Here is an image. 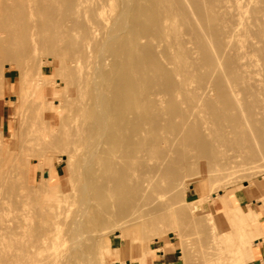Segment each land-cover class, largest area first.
I'll return each instance as SVG.
<instances>
[{
    "label": "rangeland",
    "instance_id": "rangeland-1",
    "mask_svg": "<svg viewBox=\"0 0 264 264\" xmlns=\"http://www.w3.org/2000/svg\"><path fill=\"white\" fill-rule=\"evenodd\" d=\"M65 1L67 4L68 0H64V2ZM93 1L92 0L91 1L85 0V2H86L85 3L83 0L84 3H82V4L84 6L80 7L79 13L83 12L81 10V8H83V10H86L87 7L90 8L92 6L91 3H93ZM121 1H122V3H120ZM129 1H132V0H126V2H124V0H118V2L116 0H111L109 3H111V6L114 9H112V10L110 9V8H112L110 6V4H107L108 6H105L106 8L104 7L105 8L104 9L105 14H108L107 13V8H108L111 11H113V10L115 11V9H116V12L119 11V13H121L120 15L123 18H125L123 15H125V14L127 15L126 16L127 22H126V24H124V28H121V31L119 30L120 32H116L117 35L119 34L121 36L120 37L121 40H118L119 36H117V40L119 42L121 41L123 43L120 42L121 44L120 43H119L120 45L118 44L120 47L117 46L115 48H118V47H119V49L121 48L120 49L121 53L123 52L122 54H124L125 51L123 49L127 46V48H126V51H127V49L129 48L128 42L127 43L124 42L127 40L124 37H127L126 35H128V33L125 35L124 32H127L129 29H133V27H136L134 29H136V31L137 30L139 31V29L141 27L140 25H139L140 27L137 25L139 28L137 26H132V25H130L129 22H132L135 25H136L135 21H137V24H140L139 22H143L141 25L143 26L142 28H144V29L142 31L141 30L142 28H141L140 31H142V33L139 31L138 35L141 33L144 37H142V35L140 34L141 38L138 40V42L140 40L141 41L139 44L137 42V45H136L137 47L139 46L138 47L139 52H136L138 48L134 51L136 54L139 53L138 57H140V55H141V56H145V57L147 56L146 58H149L147 52H149V51H150V53L153 52V50L151 51V49H153V48L149 49V47H153L152 44H154V43H157V44L159 43V41L157 39H156L157 41L155 40V38H157V37L151 33V30H153V28L155 29V27H156V25L153 24L154 22L150 24V22H152V17L149 19L146 18V16L147 17L149 16L147 11H146V8H145L147 5H148L147 7L149 8L148 9L149 12L151 13L152 16H154L153 15L154 14L153 13L154 7L151 4L152 0H136V3L138 4V6L142 5L144 7L145 13L142 12L143 10L141 12L144 13L145 15L142 14V16L139 15L140 12L139 13L137 12V14L134 12V11H138V9H137L138 6L136 7V5H135L136 3L133 0V2L135 4H133L132 10L133 9H135V10L132 12H134L136 17L139 15V17H137V18H140V20L134 19L135 21L133 20V18H136V17L132 16L134 14L131 15L132 17L129 14V13H131L130 12L131 8L129 9V7L126 6L130 3H133V2H129ZM239 1H241L240 4H242V2L246 1V4H250V5H248L249 7L252 5V2H253V1H250L251 3H248L249 0L248 1L247 0H244V1L239 0ZM53 2L55 3V0H50V3L53 4ZM60 2L63 3L62 0H60ZM60 2H58V0H57L58 4L56 3V6L54 4V6L56 8L60 7L59 10L63 9V7L61 8V6H63V5H64V7L66 6L64 3H63V5L60 4ZM59 4H60V6H59ZM122 4H123V6L120 7ZM149 4H151V5H149ZM243 4H245V3H243ZM89 5H91V6H89ZM130 5H132V4H130ZM57 6H59V7H57ZM66 7H67V9L63 10L64 12L67 11L66 13H62L63 12L62 10H61L62 12L57 11L58 14H61L62 18H60L59 17L60 15L57 14V16H56L57 20L55 18H54V20H52L53 17L57 13L56 10H58V9H56V8H55L56 10H51V11H54V12H52L51 16L53 15V13L55 14L54 16H52V18H50L51 16L49 17L48 15H46V17L48 16L53 22L59 21L58 24H59V26H61L63 23L65 24V22L68 24V20H70V18H72V16L74 15L73 21L74 20L79 21V22L76 21L75 24L79 23L78 28H80V31L82 30V27H85L86 29L83 28V30L87 31L88 22L85 26L82 25V24H85L86 20H87V19H85V21H84V17L82 18V15H84L86 17L88 10H90L91 12H93V11L88 8L86 11H84L87 13H84V14L77 13L75 15L73 12H70L71 10L69 11L68 6H66ZM123 7L126 8V10ZM143 7H141V8H143ZM51 9H53V8H51ZM150 10L153 12H151ZM37 11H39L40 13L35 11V12H33L31 17H33L32 19L36 20V24L38 25V26L37 25L36 26L40 27L41 25L39 23V20L41 19V16H43L45 12L40 11V9ZM51 11H49V14ZM68 11L70 14H72L71 17L69 16V14H67ZM90 11L88 13L90 15L87 17L89 22H90V20L93 19V14H91ZM47 14H48V12H47ZM128 14H129V16H128ZM37 15H39V16H37ZM34 16H35V18H34ZM65 16L67 17V19ZM37 17H38V19H37ZM68 17H69V19H68ZM74 17H77V19H74ZM43 18H45V16ZM129 18H130V20L132 19V21H129ZM61 19L62 20L65 19L67 21L64 20L62 23ZM117 19H118V17H117ZM117 19H115L116 20L115 24H117V23L120 24L119 21L117 22ZM120 20L122 21L123 19L120 18ZM145 20H146V22H147V20H149V25L154 26V27L152 26L153 28L151 30L149 29L151 26L147 25ZM52 21L50 22V24L52 23ZM70 21H69V23L71 25L72 22H70ZM93 22L94 23H92V21H91L90 23L95 24V21H93ZM52 24L50 26H52ZM55 24L57 25V22L56 23L54 22L53 25L56 26ZM67 24H65V25L69 27L70 25L69 24L67 25ZM65 25H63L61 27L64 28ZM95 25H94V27L96 29L95 32L100 31L102 29V28L101 29L97 28L98 26L96 27ZM125 25L128 29L125 28ZM146 25H147V27H146ZM186 25L187 24L185 22H181L179 24V27H180L179 32L183 33L182 34L183 36L185 35L186 39H184L185 40L184 43L187 44L185 47H187V48L190 47V48H188L190 50L194 46L193 47L194 49L192 48L193 53H194V54L192 53L193 54L192 55L193 61H194V57L196 56L195 62L197 64H200L199 60H201V62H202L203 59L199 55V53L202 54L199 51H202V50H201L200 46H198V48L196 47L195 44L197 42L194 41V43H192L193 39L192 40H191V38L189 39L190 33H188V31H186L189 28H186L187 27ZM197 25L198 26H196V27L198 28L200 24H197ZM59 26L52 29V30H54V32L51 29L50 30L53 33L57 32V34L63 35L61 37V39L63 40L62 42H64L62 44L65 46V44H67V40H64V39H66L68 37V35H70L72 37L73 32H71L69 34V31H71L72 30L71 27H73L75 25L70 26L71 30L68 27H66L69 30V31H67L68 33L66 32V30H67L66 28H65L66 30L62 28L63 30H61V31H64L65 34L66 33L68 34V35L66 34L67 37L64 33L61 34L62 32L59 33V31L56 30ZM76 27H75V29H77ZM42 28H43V26H42ZM42 28L41 27L37 28L35 31V33L39 32L38 33L39 39L35 38L37 33L34 35L35 42L38 41L37 44H39V40H40V44L42 45L40 47H39V45H37L39 47V48L37 47L39 49V52L40 51L41 52L39 53L38 50L36 51L35 59L32 58L34 60V63H33V60L31 59V56L29 54L19 55V53H21V52L24 53V52L29 51V43L26 44V46H25V43H27V42H25L24 44H19V46L17 45L18 48H17V46H13V47H15V50H14V48H12L11 51H13V50L14 51H13V54H10V55H14L13 57H15V53H16V57L14 59H12L13 58L12 56H10L11 57L10 58L9 55L6 58H5L6 55H4V56L2 55V57H0V59H2V60H0V63H1L0 64V72L2 70L4 72L2 77L0 75V78H1L0 79V81H1V83H0V230L2 232V233L0 232V251L2 249L3 250L9 249L11 251L23 250V249L27 248L26 246L30 245L31 242L34 241V239H36L38 234L41 235L45 232L48 235L47 236V243L48 244L46 245V247L43 248V252L46 253V251H48L47 252L48 254L54 253L55 256L53 254L50 256L56 257L61 263H65V264H150L151 259H152V254L154 253V248H152V247H154L156 245L155 241H162V240H170L172 242H175V244L179 247L180 255H181V258H180L181 264H243L244 262L251 259L252 254H251V250H250L249 241H251L255 237H259V236H262L264 234H261L259 236H253L250 238V237H247L248 234L244 232L245 237H247L248 240L245 239V241H243L242 243H238L239 247L237 244H235V242L233 240L236 237V234H234V233H236L235 232L236 229L239 227L241 228L242 226H245V224H247V222L252 227H256L257 225L261 224L263 229H264V223L262 222V221H264V161H263V159H261V160L258 159L260 161L256 160L253 162H250V161L240 162V164H239L240 166H237L231 170L226 169V168H217L216 170H213L212 175H210V172L206 171V173L205 172L203 173V171H201L199 169V165L196 164L195 161L194 162L192 161V157L189 156L190 153L188 152L185 156H189L192 163H194V164L193 165L191 164L190 165L191 168H190L188 166L190 163L189 164L187 163L189 161L185 160V161H187L186 164H188L187 165L188 167L186 166L187 169L190 168L191 170L189 169L187 171L185 169L186 168L185 166H184L185 171H184V169L180 168V166H181L180 163H182L183 159H185V158L182 156H179L178 153H177L178 155L173 154V152L171 153V151H173L175 149L180 150L178 148H175L176 146H178L176 143H179L181 140V138H180V140L178 138V136H180V133L178 136H176L178 138L179 142L177 139H174L173 142H175L176 140L177 141H176V143H173L172 140H173V137H175L174 135L176 133L178 134L177 131L178 130L181 131L180 125L182 126L183 124L178 123V122L179 121L182 122V120H183L182 118H184V117H182L181 119H180V117L188 112V110H186V106L191 105L192 103L184 104L187 102H184L185 97L182 94L181 95H179L180 93L171 94L167 89L166 90L168 92L164 89L166 87L165 86L166 83L163 84V82H165L164 79L166 80V78L164 77V74L166 75V77H169V79L167 78L168 81L169 80L172 81L174 79V78H172V75L175 76V74H174L175 72L173 73V71H172L173 68H172L171 71L173 74L171 75V73H170L171 71L169 72V70H170L169 68L171 66L172 67H174V66L172 64H170V66H168L169 63L166 64L165 58L162 59L163 55H164L163 51L165 50V48L163 46L164 40H163V38H161L160 34L158 36L160 37L159 38L160 42L162 41L161 46H160V44H158V46H157V44L154 45V47L157 46V50H156V48H154L155 51H159V52L154 53L155 52L154 51L153 53L157 54V57L159 54L163 53L162 58L160 55H159V58H156V56L153 53H151V56H155V60H153L154 58L151 57L147 61L148 64H146L145 61L147 59L145 57H142V59L143 58L146 59L143 61L145 63L144 65L148 66V67H146L147 70L145 68H143L144 66L143 67L141 66L142 67V73H143V71L146 70L148 72L147 73L148 75H149V73L150 74L152 73L153 75H152V77H150L151 75L148 76L147 74H145L144 78H142L141 81H142V84L144 86V84L147 85V83H146L147 78L148 79L150 78L151 81L155 80V82H152L155 85H152L151 83H149V82H151L150 80H148V83H149V86H151V85L154 86L157 89V91L154 89V87L151 88L152 86L148 87L147 89H145L146 88L145 87L144 89L147 91L149 88H151L152 92L155 91V93L159 92L158 90H160V93H163L165 90V92L162 95H165L166 98H168V100L166 98H164V99H166V101H165L162 98V95L159 93V94H157V96L153 95L151 97L152 99L151 98H150V100L147 99L146 101H144L145 103L142 104L143 101H140L141 98H139L138 97L139 94H137L138 90H142V89H140L141 87L138 89L137 88L138 86H136L137 84L138 85L140 84V80H139L140 77L139 76L143 77V74H144L143 73L141 75V72L139 71V70H141V67L138 65V64H140V62L142 65V61L139 60L140 58H138L137 55L134 54V52H133V54H131L132 56L129 55L131 53V51H133V50H130L129 51L130 53H127L129 57L127 55H124L127 57V59H125L126 58L125 57L122 60V54H120L119 52H117V53L120 54L119 57L121 59L119 57H116L115 51L116 50L120 51L119 49H116V50L114 49V46L117 45L116 40H114L116 42L115 45L113 44L114 41L111 42L112 45H114L113 46L114 51L112 49V52H114V54L108 55L107 54V53H109V51L107 52L108 48H105V49L101 48V42H104V44H105V45H103V43H102V47L103 46L106 47V43L108 44V42L106 41V37H108V36H105L104 34L108 35V32H110V30L109 31L107 30L106 32H104L106 29L105 30L102 29L101 31H102V34L104 33L103 34L104 36H102L101 31L97 32L96 33L97 35L95 34L97 37L96 36H94V37L98 38V39L95 40L94 37H93V39L95 40V42L97 44L93 41V39L91 40V42L93 41L96 44L95 45L96 47H98V45L100 44V49L101 50L103 49V53L105 51L106 52L104 54H102V51L99 49V47L96 48V50H94L95 46L94 45H93L94 47L92 46V44H94V43H90V50L93 53L92 57H90V58H92L93 60L88 59V60H91L90 63L88 62V60H87V62H86V60L84 62L81 61V63L83 65V69L85 72L84 74L86 76H89V73H90L91 76H89L90 77L89 79H88V77H86V79L83 78V79H85L83 82H86V84L83 85L84 84L83 82H82L83 84H81V82L78 84L79 80L77 81L76 79H79V77L77 76V72L73 73V71H74L73 67L71 69H70V67H68V62H67L68 56H66L68 54L63 49L64 46H61L62 50L59 49V51H61V53H58V50H55L53 48V46H54V47H56V49H58L60 47V45H62L61 40L57 41V40H59L60 37L58 38V36H57V39H55L57 42H60L59 43L60 45H58V43L56 41L55 42L57 44H54L55 42L53 43L52 42L53 40H51V39H50V41H51L50 44H48L47 38H46L48 35H45L46 33H44V35L46 37H43V38L46 39L47 44H44L45 41H42V42H44L43 43L44 47H43V44L41 43V36L43 35L44 30H41ZM51 28H53V27H51ZM39 29L41 30V32ZM59 29H61V28H59ZM126 29H127V31H126ZM177 29H178V27H177ZM144 30H146L145 33H144ZM46 31H48V29H46ZM75 31H74V34L78 33V35H77L78 39L76 38V35H73V38H75L78 41L81 39L80 34H82L81 33L82 31L80 33H79V29H77ZM153 31H152L153 33H156V29ZM52 32H50V33H52ZM149 32L152 34V36L154 35L152 38H150L151 36H148L150 34ZM185 32H187V34ZM50 33H48V34H50ZM87 33H85V34H87ZM99 33L101 34V36ZM188 34H189V36H188ZM51 35H49V36L51 37ZM84 35L82 34V38ZM70 36L68 37V39H70ZM104 37H105V39L103 41L102 38H104ZM43 38H42V40H45ZM73 38H72V40H73ZM146 38H147V40H146ZM142 40L143 41L145 40V42H143ZM146 41L147 42L150 41V45L147 44ZM213 41H215V42H212V41L211 42L216 43L215 45L212 44V48L214 50V52H213V50H212V52L215 55V53L217 52L215 47L217 46L218 41L217 40H213ZM71 42L72 41H70L69 43H71ZM74 42H75V40H74ZM247 43L244 45L249 46V43L248 44ZM140 44L141 45L145 44L146 47H148L147 49H142V52L144 53V55H142L143 53H140L141 52V48H140L141 45ZM21 45H24L23 48L25 49V51L23 50V48H21L22 51L19 49ZM45 45L48 46V48L52 47L51 48L52 50L50 49L51 51H49L48 49H46ZM56 45H58L59 47ZM112 45L109 48L110 50L112 48ZM143 45H142V48L145 47ZM159 46L162 48V50H161V48H159ZM245 46H244V48H247V49L250 48V47H245ZM258 46L260 47V45H258ZM130 47H131V45H130ZM64 48L66 49V51H68L67 45ZM188 49L186 51L189 52ZM192 49H191V52H192ZM145 50H147V51H145ZM93 51H96V52H93ZM97 51H98V53H97ZM99 52H101L100 53L101 56L103 55L102 57H100V55H98ZM252 52H256V50L250 51L249 53L251 54ZM197 53H198V55H197ZM260 53H261L262 57L261 56L259 57L260 54L258 56H256L253 53H252V56L250 54L247 55V56H249V57H247V61L250 60L248 62H252L250 64H248V62H247L248 67H249V65L251 66V64H252L250 69L247 67V70L249 69V70H253V71H255V70L258 71L257 68L260 69V68L264 67V64H262L263 66H260L262 63V62L260 63V61L264 60V56H263L264 53L263 52H260ZM256 54H258V52H256ZM96 55H97V57H96ZM105 55H106V57H107V55L109 56V58L107 57L108 60L106 59ZM112 56H115L114 60L116 59L115 62L118 63V65H117V63L113 64L115 66V68L117 69V71L115 70L116 73L118 72L117 76H118V74L120 75L121 72H124L127 69L126 71L128 73L126 71L125 72L127 74L133 73L134 77H132V78L136 79L135 73L137 72V69L139 68V70L137 72L138 73V75H137L138 79L131 81L132 83L134 82V84H135V82L136 83L138 82L135 85L136 87L131 82H128V81L132 80V78H131V76H133L132 74L130 75L131 79L129 78L130 80H126V81H125V79L127 78L126 73H125L126 78H123V73L121 74L122 76L120 78L121 79L123 78L122 80H120V78L118 76V79L120 81H123V80L125 81V85H124V81H123V83L121 82V84L124 85L125 89L127 88V90H126L127 93L123 92L124 89L122 91L123 85L121 86L119 80L115 78L116 76L113 77L114 75H112L113 74L112 69H114V66L112 67V65H111L114 62L112 60V58H113ZM134 56H136L137 59H135ZM199 56L201 59L198 60ZM103 57H105L104 58L105 61L102 60L104 63L101 62L99 64V61H101V59ZM118 58L120 59V62L118 61L119 60ZM129 58H131V59H129ZM253 58H255V59L253 60ZM94 59H95V61H94ZM151 59L153 61H156L159 59L160 61L158 60V62L157 61L156 62L158 64L161 62V64L156 65L157 63H155L153 61H152V63H150ZM217 59L219 60V57H217ZM217 59L215 58L216 61H218ZM106 60H107V62H106ZM109 60H111V61H109ZM135 60L140 61V62H138V64L134 63L135 65H138L137 69H136L135 65L129 64V63L135 62ZM189 60L191 61L192 59H189ZM39 61L40 62L42 61V63L40 64ZM93 61L95 63L94 66H93L94 63H92ZM121 61H122V63H121ZM124 61L125 62L127 61L126 66H127V64H129V65H128V67H126V69H123V71H122V68H121V66L119 67V65H121V64L125 65ZM128 61H130V62H128ZM162 61H164L165 64L162 63ZM105 62L108 65L107 64L105 65ZM219 62H222V65L220 63L215 62L217 67L221 65L220 68L218 67L219 68L218 71L220 72V74H222V72H223L222 75H224V73H225V76L228 79L229 77L227 76L228 74H226L225 69L229 70V68L223 64L224 62L222 60H220ZM256 62L257 63L259 62V64H255ZM177 63H179V67H180V65H182L183 62L179 61ZM187 63H189V61ZM203 63L204 62L201 63V67L202 66H204V67L202 69H199L200 72L197 74L196 77H195V75H196L195 73L198 71H196V72L194 71L195 72L194 77L191 74L189 75V73H188L189 71L187 72L188 74L186 73L187 74L186 76L189 75L188 78L186 77L187 78L186 83L188 84L187 85L188 89H193V90L196 89L195 91H198V92L201 91V93H202V90L204 89V91H205L206 88H203V89L200 88L203 86L198 87L199 83H200L198 78L201 75L200 78L202 77V79H201V82H202V80H205V78L207 77L206 73L208 71H210L209 67L206 68V66L203 65ZM71 64L73 65V63H71ZM86 64H88L87 67L89 66V64L92 67L91 68L88 67V70H86L87 69V67L85 66ZM162 64H164V66H162L161 68L164 67L165 70L164 69L163 70L166 73L160 72L162 70V69L160 70V66ZM36 65L37 66L40 65L42 67V74L41 75H38V73H36V70H37ZM103 65L106 66V69H105L106 72L104 71L105 67ZM130 65H132V68L135 66L134 67V70L136 69L135 72L129 71V69L132 70L131 68H129ZM109 66H111L112 74H110L111 71H107V70H110ZM213 66L214 65H212V67ZM14 67H16L18 70L16 69L17 70L16 71L14 69ZM215 67L216 66H214L212 68V70ZM222 67H224L225 69ZM102 68H103V70H102ZM119 68L121 70L120 73H119ZM123 68H125V67H123ZM221 69H223V71ZM263 69H260V70H263ZM216 70H217V68H216ZM86 71H88V74H86ZM191 71L193 74V70H191ZM201 71H203V72L201 73ZM214 71H213L212 75H214V73L215 74L218 73V72L216 73V71L215 72ZM22 72H24V73L22 74ZM107 72H109V73H107ZM129 72H131V73H129ZM204 72H205V74H204ZM247 72L249 74L251 71H246L245 77L249 76V75L246 76ZM259 73L262 75L264 73V71H263V73L261 71L260 72L258 71L255 73V75L252 74L254 76V77L252 76V78H254V79H252L253 81H256V79L257 80L261 79V76ZM208 74H209V72H208ZM21 75H22V77H21ZM146 75L148 76L147 78H146ZM218 75L219 74H217V76ZM94 76H96V77H94ZM213 77H214V79L212 77L209 78V79H211V82L212 83L214 82V81H212V79L215 80L216 82H218L217 80H219V79H215L216 75H214ZM220 77H223V76L219 75L218 78H220ZM93 78H95V79H93ZM96 78H98V81ZM247 78L248 79H244V80H250L248 82L253 83L251 78H249V77H247ZM224 79H226V78H224ZM74 80H76V83ZM231 80H232V78L227 80V81L230 82ZM263 80H264V77L261 79V81L259 80V83H263L264 82ZM80 81H82V80H80ZM224 81H226V80H224ZM127 82L130 83L131 86L133 85V87L137 88V90L135 88H132L130 85L128 86V84L126 85ZM211 82L205 81V85L208 89L207 91H211V92H207V94L210 93L209 96L211 97V99L216 100L217 98L214 96H216V95L218 96V94L216 92L214 93L215 90H212V89H215L213 87L216 84V82H214L215 84L214 83L210 84ZM245 82L246 81H244L242 83L240 82L241 84L244 83V85H241L240 83L236 84L237 87L234 85L233 89H235V91L233 90V92H232L233 97H234V93L237 92V94H235V97L238 98L237 97V95H238L240 97V98H238L239 100L246 101V99H247L246 97L248 95L244 96L245 95L244 92L245 91L247 92L248 87H250V86H249V83H245ZM99 84H100V87H99ZM162 84H163V86H165V87H161V88H163V92H161V88H160V86H162ZM200 84H202V83H200ZM257 84H258V82H256V84H254V86ZM94 85H96V86H94ZM105 85L108 87H106ZM211 85H212V89L209 90V87L211 88ZM251 85H253V84H251ZM139 86H141V85H139ZM243 86H245V87L243 88ZM93 87H94L95 92L92 90ZM158 87H159V89H158ZM238 87H242L243 89H238L240 92L238 90L236 91V88H238ZM76 88L79 90L76 91L77 90ZM129 88L133 91L136 90V93L133 92L134 94L132 95V92L128 91ZM110 89H112L113 92H116L117 94L112 93L110 91ZM114 89H115V91H114ZM144 89H143V92H145ZM199 89H201V90H199ZM241 90L243 92H241ZM28 91H29V94L27 93ZM103 91H104V93H103ZM109 91L113 94V96L115 95L114 98L115 97L118 98L119 96H120V98L122 97L123 100L121 99V101H120V98L118 99L119 105H120V102L123 103L124 101H126V100H124L125 96L123 95V93H126L128 95L130 92L131 94H129V96L132 98V103L135 100L133 103L134 108L131 107L132 109H130V110L134 109L133 111L139 112V110H135L137 105H138L137 109L140 108L139 105H142V106L145 105L146 111L142 109L144 107L143 106L142 108H140V110L142 109L141 114H144V116H146V117L148 116L147 117L148 119L150 118L149 120L146 118L147 122L149 121L150 124L147 122H144L145 117L142 116L143 120H139V121H142L143 123H145V125H147V127L144 126V124L142 122L138 121V119H137L138 117L136 118L137 114L133 111H131V112L125 111V114H127V116H124L125 114L123 113V118H118V115L116 116V113L118 111H120L119 109H121L122 106H123V109H126L124 107V105L125 106L127 104L129 105L131 99L129 96L126 95L125 99H127V100L130 99V100L128 101V103L124 102L123 103L124 105L122 104V106H119L120 108L117 109V111H116V108L114 109V107L117 106V104H116L117 102H115V100H117V99L112 98V99H114L115 104L112 101L111 102L113 104L110 103L109 101L111 99H109V97H110ZM143 92L141 93V96H144ZM30 93H32V94H30ZM94 93H97L98 95L97 94L94 95ZM165 93H167V95ZM241 93L243 94L242 97H241ZM104 94H106V96H104ZM207 94L204 95L205 99L207 98ZM107 95H108V97H107ZM98 96H100L99 99L100 98L102 99L103 96L108 98V99H106V103H104V101H105L104 98L101 100L103 102L102 103L97 98ZM158 96L159 97L161 96L160 99L162 100V102L160 100V103L163 104V106L167 101L168 102L170 101L167 104L172 103L170 105H173V108L172 107H170V108L172 109L173 113L177 111L176 113H174L175 116H178L177 118L176 117L174 118V119H177V121H176L177 123L176 122L173 123V121H172L173 118L168 117V115L171 113V111H170V113L168 111L170 109L169 108L170 105L167 106L169 109L168 108L166 109V105H165V110L161 109L162 111H166L165 113L160 111V108L164 109V107H162V105L160 103H157V102H159V101H157L159 99ZM165 96H163V97H165ZM19 97L22 98L21 103L19 102V100H20ZM94 97L96 100L94 99ZM137 97L139 99H137ZM153 97H154V100H156L157 102L154 103ZM173 97H174V99H173ZM29 99H30V101H29ZM31 99L33 102L31 101ZM211 99H209V100H211ZM34 100H36V102L37 101L38 102L36 103ZM86 100H88V101H86ZM89 100H90V103H89ZM94 100L95 101L99 100V102L102 105L103 104L104 105L107 104V106L109 105L108 106L109 108H107L106 105L105 106L103 105L106 108V110L103 108L104 112L105 113L107 112V114L109 113L110 115L113 113L111 115V117L114 118L116 116L117 118L115 117L116 118V119L114 118L115 120H118V119L121 120L122 119L120 121V122H122L126 119L125 120L126 122L125 121L124 122H125V125H127V127L125 126V128H128V129H125L123 127L122 130H124V129L125 130H124V132L122 131V133L120 132L121 134L119 133L120 136L117 133L118 132L117 125H119V131H120L121 130L120 127L124 126V124L123 125L118 124L119 120L116 121L117 125L114 128V129L117 128L116 133H114L115 130L112 132L113 129L111 131L108 130L107 128H106L107 129L106 131L104 130V132H106V133L108 131V133L110 132V134L111 133L117 134V136L114 135L112 138L113 140H115L117 138L116 139L117 142L113 141V142H115L114 143L115 145L118 142H119L118 144H120V145H122V144L125 145L123 142L126 141V143H127L128 141L126 139H128V138L134 139L133 144L137 143V141H139V143H137V144H139L140 147L142 144L143 147H141V148L143 150L139 149V153L136 152V151H138L137 149L136 150L134 148L129 149V150L134 149L135 151L134 150L133 151H134V153L136 152L135 154H137V155H135L132 152H131L132 153L131 155H130V152H129V154L126 153V154H128V156H132L133 154L135 156H138V157L134 158V161L136 159L135 168L132 169V166H134V164L133 165L130 164V162L131 163L133 162L132 160H130L128 162L129 158L125 159L127 157L126 154H125L126 157L122 156L123 155L122 152L125 151L126 148L123 150L122 146L121 147L119 146V149L116 148V150H114L115 149L114 147H116L117 145L114 147L112 145V148H114V149H112L114 153L111 151L110 143L111 144L113 143L111 138L107 140V138L109 137L108 133L104 134V133H102V131H100V127L98 124L99 120L97 121L98 125L95 123V120H97L98 117H97V119H95V116L93 118V115L99 116L100 110H101V108L96 109V107H100L101 104L98 102L99 105L98 104L94 105V102H95ZM174 100H176V101H174ZM41 101H44V102L46 101V103H44V102L41 103ZM92 101H93V105L95 108H91L92 107V104H91ZM136 101L137 102L140 101V102H138V104H137ZM163 101H164V103H163ZM87 103H89V104L87 105ZM108 103H110L114 106L113 109L111 107L112 105H110ZM153 103L154 104L157 103V108H155L156 105L154 106ZM41 104H43V105H41ZM82 104H83V106H82ZM135 104H137V105H135ZM36 105H37V110H39V111L36 110L39 113V117L37 115V112H34L36 109ZM128 105L126 106V107H128L126 110H129L130 106H128ZM84 106H85V108H84ZM88 106H91V107H89V109H87ZM131 106H132V104H131ZM175 107H176V109H175L176 111L174 110ZM33 108H35V109H33ZM184 108L187 112L184 111L185 113L183 114ZM109 109L112 110L113 112L110 113L111 111ZM203 109H204L203 107L199 106L197 108V111H199L201 116L203 115L205 117V119H208V121L211 122L210 116L208 114H206V110L205 109L203 110ZM31 110H33V111H31ZM114 110L116 111V113L114 112ZM154 110H156V111H154ZM157 110L161 114L158 113L159 114L158 115ZM95 112L96 113L98 112L99 114L98 113L95 114ZM155 112L158 116L161 115L160 117L156 116L158 119H155V117H154ZM146 113H148V114H146ZM162 113L166 114L167 117H166V115H164ZM173 113L170 116H172ZM41 114H45V115L50 114V115L40 117V116H42ZM132 114H134L136 116H134ZM110 115L107 118H108V121L111 120L110 124H112L115 121L112 122V119H110L111 118ZM113 115H115V116H113ZM120 115H122V112H120ZM174 115L172 117H174ZM133 116L135 118H134V120H131ZM162 116L166 117L165 122H164L165 119H162ZM208 116H209V118H207ZM140 118H141V116H140ZM167 118L169 121L171 120L172 123H169V121H167ZM193 118H194V116H193ZM127 120H129V121H127ZM130 120L133 121L134 126H133V124L129 123ZM156 120L160 122V125L162 124L163 128H161L162 126L157 125V123H159V122H157ZM154 121L156 122V124L154 123ZM91 123L95 127L98 126L97 129L96 128L95 129L98 132L100 131L99 133L98 132L95 133L96 131H95L94 127H92L93 129L91 128ZM107 123L105 126L108 125ZM140 123L144 126V127H142L143 129L145 128V130H147L149 127L148 125H151L152 126L151 129H154V130L150 129V132L151 131L155 132V130H156L157 133H155V135H159V137H160V134H162V136L165 137V139L167 138L166 140H164V138H162L164 141H166L164 144H163L164 141H162V139L160 138V140L162 141V146H160V145L159 146L161 148L157 145V144H159L157 142L159 141L161 143V141L158 140L156 142L155 138H154L155 135H153L152 137L149 136L148 137L149 141H147V139H146L147 142H150V140H153V138H154V142L151 141L154 144H151V142L149 144H144L145 140L142 143L141 139L147 138V133L145 135L146 137L144 135H143L144 136L143 138L140 137V136H142L138 133L139 126L141 128V125H139ZM80 124H82V129H85V127L87 128V129H85V131L86 130L88 131L89 130L88 128L90 127V131H88V133L89 132L90 133L89 134L86 133L87 131L86 132L85 131L84 132L79 131L80 130L79 127H81ZM163 124H165V125L167 124L168 127H166L167 125L164 127ZM172 124L173 125L175 124L174 126L177 127V129H176V127H174L175 129L172 127L173 131L176 130L175 131L176 133L173 132L175 134L170 132V131H172L170 129ZM75 125H77L78 127ZM113 126H115V123L113 124ZM156 126L158 128L160 127L161 129L160 128L159 129L162 131H160ZM75 127H77V129H79V130H77V133L74 131V130H76ZM110 128H112V127L110 126L109 129ZM91 129L94 132H92ZM41 131H43V132H41ZM148 131H149V129H148ZM80 132H83V134L86 133L88 137L87 138L84 137L85 134L82 135V133H80ZM74 133H76V134L74 135ZM79 133H80V135H79ZM91 133H95V134H93V137H91L92 136ZM158 133H160V134H158ZM97 134H100L101 136L97 135ZM94 135L95 136L97 135V136L95 137ZM148 135H151V134H148ZM97 137H98V139H97ZM131 139L129 141H131ZM46 140L48 142H46ZM110 140H111V142H109V144H108L109 146H108L107 143ZM135 140H136V142H135ZM140 140H141V143H140ZM105 141H107V142H105ZM169 141H170V143H172V144H170L172 147H173V144H176V146L173 147L175 149H173V148L168 149L167 148V146H170V145H168ZM44 143L45 144L47 143V144L44 146ZM183 143H185V142L182 140L181 144L179 143L180 144L179 147H181V145ZM51 144H54V145H51ZM127 144L130 145L129 143H127ZM127 144H126V146H127ZM150 144H151V149L149 147V149L146 150V148H147L146 147L145 148L146 153H143L144 152V146L145 145L150 146ZM182 146L184 147L185 145H182ZM256 146H257V144H256ZM134 147L136 148L137 146L134 145ZM128 148H130V146ZM128 148L126 149L125 152H127ZM163 148L166 149V152L169 151V152H167L168 155L165 153V150H163ZM109 149H110V151H109ZM117 149L121 151L122 157H120V158L127 160L126 162L129 163V165L131 166L130 169H132V171L134 169L136 170V171L134 170L133 172H129V171L125 172V170H124V172L127 173L128 177H129L128 178L126 176L127 177L126 179H130L132 184H133L132 181L134 179H135V181L137 180V182H136L137 184L140 181L142 184H143V182H145L144 188H142L143 185L140 186L141 183L138 184L139 187L136 184V187L134 189L140 188L139 190L136 189L137 191L135 190L138 194L135 193V191H132L133 187L135 186V183L133 185H130V187L132 186L130 188V189H132L131 193H129L130 192L129 188H128L129 189L128 192L126 190V188L129 187L130 183H127L128 180L123 178V176H125L124 175L125 173H123L122 177L120 175V173H122V169H120V167H121V164L124 160L121 161V159L118 158L120 153ZM21 150H23V151H21ZM103 150H105V151H103ZM183 150H185V149H183ZM115 151H118V153L117 152L115 153ZM163 151H164V154L162 153ZM103 152H104V154H102ZM142 153H143V155H142ZM162 154L166 155V156H164L166 161L167 160L171 161V160H169V156L171 159L172 155H173V157H175L174 155H177L176 157H178V158H176V159H179V157H180V159L183 158L182 161L180 160L181 161L179 163L180 166H178L177 170L174 169V171L171 172L170 170L172 168L171 169L169 168V170L165 169L166 170V172H165V170H163V171L161 170L162 167L158 169V165L160 166L161 160H162V158H164V157H162ZM139 155H142V157L141 156L139 157ZM132 157H134V156H132ZM173 157H172V160H174L176 162V159L175 158L173 159ZM110 158L112 160H110ZM142 158H144V159H142ZM118 159L121 161V162L119 161L120 167L118 166L119 165ZM186 159H189V158H186ZM107 161H108V163H107ZM103 162H105V163H103ZM111 162H112L113 166H111L112 165ZM254 162H257V163L255 164ZM172 163H173V161H172ZM177 163L172 164L173 166H171V167L176 166ZM251 163H254V164L251 165ZM105 166H107V167H105ZM126 166H128V165H126ZM130 166H128V167H130ZM103 167H104V170H103ZM127 169L129 170V168H127ZM154 169H156L157 171ZM95 170H97V171L95 172ZM175 170L179 172L180 176H182L180 179H178L179 177L175 178L176 176L179 175V174L176 175V173H174V172H176ZM137 171H138V173H137ZM169 172L174 173L175 175H171ZM15 173L18 176L15 175ZM89 173H90V175H89ZM130 173H132V175L134 173L133 177L131 176ZM141 173L143 175H145V176H143V175L142 176L146 180L141 175H139ZM3 175H5V176L3 177ZM108 175H110V176L107 178ZM138 175L140 177H142L145 181L142 182V180H143L142 178H141L142 180H138L140 178V177L138 178ZM20 176H22V177H20ZM113 177H115V179ZM116 177L119 179V181L121 183L116 182V179H117ZM119 177H121V179ZM130 177H132L134 179L132 180V178H130ZM18 178H20V180ZM93 178H94V180H92ZM112 178L115 180V182ZM122 178L124 180H126V183L123 184V187L121 185L122 182H124V180H122ZM170 178L173 180H170ZM170 181H173V182H170ZM182 181H184V183ZM105 182L109 183V184H107L108 188H106L108 190L105 191V188H104L103 189L104 192H102L100 190L102 189V187H104V185L102 186V184H104ZM181 182H182V184H181ZM116 183L119 184L118 186L121 185L122 188L118 187L116 185ZM125 184H127L128 186L125 187ZM177 184L180 186V188ZM110 185L112 186V188ZM105 187H106V183H105ZM109 188H111V190ZM113 188H116V190ZM124 188L126 190V193H124V195L129 196V198L132 201L136 200V196H137V200L134 201L135 204L137 203V201H139V203L141 202V204L138 203L139 204L138 206H141V207L143 206L142 208H144L145 205L147 204V206H146L147 209L146 208H145L146 210L142 209L143 211H145V213L142 212L140 207H138V208L141 210L142 213H144V215L148 214L146 216L149 219L145 216V218H144L145 220H144L140 216V218L135 217L136 221L132 222V219H131V222L128 221L130 219V216H131L130 214H132V216H134L133 214H135V213L139 214L140 211L137 210V212L133 213V209H135V208L138 209V208L136 207L137 204L136 205L132 204V206H135V207L131 206L132 210H130V211H132V212H129L130 216L126 215V214H128L127 213L128 211H125L124 208L126 207L125 208L126 210L128 208H130V207L127 208V206H129L128 202L130 203V199L127 197H126V199L128 200V202L125 198H123V199L127 202L128 205L126 204L125 201H124L125 204L123 202L121 203V201H120L119 203L122 204L123 209L120 208L119 203L117 202L118 199H116V197H117L118 193L121 192V194L119 193L120 194L119 198L121 199L122 191L123 192L125 191ZM112 189H113V191H112ZM118 189H122V191L118 192ZM171 189H172V191H171ZM140 190H141L142 194L140 192H138ZM143 191H145V193H143ZM139 193L141 195H139ZM234 193H236L237 197L244 196L245 200H243L242 202H237ZM130 194H131V197H130ZM144 195H147L148 197L144 196ZM212 195H214V198L211 197ZM132 198H134V200ZM223 198L225 199V201L227 203L224 201ZM173 199H174V201H173ZM234 199H235V202H234ZM84 202H86V203H84ZM233 202H234V204H233ZM112 204L115 206L114 210H113L114 206ZM166 204H167V206H166ZM45 205H47V206H45ZM123 205H127V206H123ZM181 205H183V206H181ZM61 206H63V207H61ZM116 207H117V209L120 210L121 215H119V210L117 211ZM111 208H112V210H111ZM53 209L57 212V215H56V213H54V215H53ZM82 209H83V211H82ZM122 211L124 212L123 214L126 213L123 216H122ZM148 211H150V212H148ZM58 212L62 213V214H59ZM141 212H140V215H141ZM66 213H67V215H66ZM215 213L217 214L218 217L215 215ZM81 214H83V215L81 216ZM153 214H155V215H153ZM55 215L57 217H55ZM120 216H122L123 218H121ZM127 216H129L128 220H127ZM132 216H131V218H133ZM72 217H74V219ZM138 217H139V215H138ZM255 218H258V220H256ZM72 219H73V222L72 221L70 222V220H72ZM75 219L77 220L78 224L76 221H74ZM66 220L68 222H66ZM141 221H143V222H141ZM113 222H114V224H113ZM121 222L122 223L124 222L125 224L123 223V225H122ZM53 223H54V225H53ZM56 224H58V225L56 226ZM75 224H77L76 226H78V227L74 226ZM119 224H121L120 225L121 228L119 227ZM51 225L53 226V228L54 227L57 228V229L56 228H54V229L56 230L55 232L59 236L55 235V237H54L55 232H54V229L52 228ZM68 226H71L68 228V230L72 231V232L74 231V229L76 227V233L75 232L71 233V232H68V230H67V233L64 234V231H65V229H67L66 227H68ZM112 226H114V227H112ZM2 227H4L3 228L4 231L2 230ZM8 227H9V229H8ZM210 228H212V229H210ZM8 232H9V234H8ZM10 232H12V233H10ZM49 233L51 235H53L50 239H53L54 242L52 240H49ZM74 235H76V236L78 235V236L76 237ZM68 236H69V238H68ZM56 237H58V238H56ZM73 237H75V239ZM71 238H72V240H70ZM76 244H77V246H76ZM50 245H51V247H50ZM52 245H53V249H52ZM19 246H23V247H19ZM49 249L50 250L52 249L53 251L51 250L52 251L51 252ZM237 251L241 253L240 256L237 254ZM65 257H67V258H65ZM67 260L68 261L70 260V261L68 262ZM7 262L9 264H22L23 259L20 258L19 256H15L13 254H10V255H7Z\"/></svg>",
    "mask_w": 264,
    "mask_h": 264
},
{
    "label": "bare ground",
    "instance_id": "bare-ground-1",
    "mask_svg": "<svg viewBox=\"0 0 264 264\" xmlns=\"http://www.w3.org/2000/svg\"><path fill=\"white\" fill-rule=\"evenodd\" d=\"M63 1V3L66 5V6H68L69 7V11L70 12H73L75 15L77 14V13H79L80 12V7H83L84 5L82 4V3H84L85 2V0H84V2H83V0H68V3L66 4V1L64 2V0H62ZM91 1V0H90ZM93 1V0H92ZM111 0H94L93 1V3H91L92 4V6L91 5H89V6H91L90 8L89 7H85L86 8V10L89 8V9H91L93 12H91L90 10H88V13H89V11L91 12V14H93V19L92 20H90V22L92 21V23H94L93 21H95V24H92V23H90L89 22V20H88V16L90 15V14H88L87 12H84V11H86V10H83V8H81V10L83 11V12H81V13H79V14H84V13H87V15H86V17L84 16V15H82V18L84 17V21H85V19H87L86 20V23L85 24H82V25H86L87 24V22H88V24H87V31L85 32L84 30H83V28H85V27H82V30L84 31H80V28H78V25H79V23H76L75 24V22L77 21V22H79L78 20H74L73 21V16H72V18H70V20H68V24L70 25V23H69V21L70 22H72L71 23V25L70 26H72V25H75V26H73V27H71L72 28V30L70 29V26L68 27V26H66L65 24H67L66 22H65V24L63 23V21L65 20H62V25L61 26H63V25H65L64 26V28L63 27H61V26H59V21H54L55 23L57 22V25L56 26H54L53 24H54V22L52 21V20H54V18L56 19V16H57V14H58V12L57 11H63V10H65V9H67V7L65 6L64 7V5H63V3L62 2H60V0H58V2H60V4H62L63 6H61V8L63 7V9H60L59 10V6H60V4H59V6H57V7H59V8H56L55 6H56V3H57V0H55V3L53 2V4L52 3H50V0H0V57H2V55L4 56V55H6L5 56V58L6 57H8V55H9V57L10 56H14V55H10V54H13V51L15 50V47H13V46H19V44H24L25 42H27V43H25V46H26V44H28L29 43V51L28 52H21V53H19V55H21V54H29L30 56H31V59L33 58V59H35V56H36V51L38 50V52H39V47L40 46H42L41 44H40V40H39V44H37V42L38 41H36L35 42V39H34V35L37 33H35V31H36V29L37 28H42V26H43V28L41 29V30H44L43 31V35L41 36V43L43 44L44 42H42V41H45V43L44 44H50V39L51 40H53L52 42L54 43L56 40L55 39H57V36H58V38H59V40H57V41H60L61 40V44L62 43H64V42H62L63 40L61 39V37L63 36V35H60V34H57V32L56 33H53L54 32V30H52V29H54L55 27H57V26H59L56 30L57 31H59V33L60 32H62L61 34H65V32L64 31H61V30H63V29H65L66 27H68L71 31H69L68 30V28H66L65 30H66V32L67 31H69V34L71 33V32H73V34H72V37L70 36V35H68L67 33V35H68V37L70 36V39H68V37H67V35H66V39H64V40H67V44H65V46L67 45L68 46V51H66V49L64 48L65 46L62 44V45H60L59 43L60 42H57L58 43V45H60V47L58 46V45H56V46H58L57 48L58 49H56V47H54L53 46V48L55 49V50H58V53H61V51H59V49L60 50H62L61 48V46H64L63 47V49L65 50V52H67V54L68 55H66V56H68V67H70V69L73 67V69H74V71H73V73L74 72H77V76L79 77V79H76L77 81L79 80V82H78V84L81 82V84H83V85H85L86 84V82H83L85 79H86V77H88V79L90 78L89 76H91L90 75V73H89V76H86L84 73V69H83V65H82V63H81V61H85L86 60V62H87V60L88 59H92V58H90V57H92V55H93V53H92V51L90 50V43H94L95 42V40L96 39H98V38H95L94 36H96L97 34V32H100L102 29H106L104 32H106L107 30L109 31L110 30V32H108V35L107 34H104L105 36H108V37H106V41L108 42V44L106 43V47H102V43H103V45H105L104 44V42H101V48H103V49H105V48H108V50H107V52L109 51V53H107L108 55L110 54V55H113L114 54V52H112V49H113V46L116 44V42H117V45L116 46H114V49L116 50V49H119V45L121 44V43H123V42H119L118 40H121V36L118 34L117 35V33L116 32H120L121 31V28H124V24H126V22H127V20H126V14L125 15H123L125 18H123L120 14L121 13H119V11L118 12H116V9H115V11L113 10V11H111L112 9H114L112 6H111V3H109ZM117 2H118V0H116ZM135 1V3H136V0H134ZM202 1V2H201ZM244 1V0H243ZM248 1V0H247ZM250 1H253L252 2V5L249 7L248 5H250V4H246V1L245 2H242V4H240V2L241 1H239V0H152V6L154 7V12L153 11H151V12H153L152 14L154 15V16H152L151 15V13L149 12V8L146 6L145 8H146V11H147V13H148V15L150 16H146V18L147 19H149V18H151L152 17V22H150V24L151 23H153V24H155L156 25V27H155V29H156V33H153L154 31L153 30H155L153 27V25H149V20H147V22H146V20H145V22L147 23V25H149V26H151L149 29L151 30L152 28H153V30H151V33L152 34H154L157 38H155V40L157 39L158 41H159V43L158 44H160V46H161V42H160V37L158 36L159 34H160V36H161V38H163V40H164V48H165V50L163 51V53H164V55H163V53L162 54H159L160 56H161V58H162V55H163V58L162 59H164L165 58V60H166V64H168L169 63V65L168 66H170V64H172L174 67H170L169 69V72L172 70V68H173V73L175 74V76L174 75H172L173 73H172V71L170 72L171 73V75H172V78H174L172 81H168V79H169V77H166V75L164 74V77L166 78V80L164 79V81L165 82H163V84L164 83H166L165 84V86H163V84H162V86H160V88L161 87H165L164 89L166 90H168L171 94H173V93H175V94H178V93H180L179 95H183L184 97H185V101L184 102H187V103H184V104H188V103H192L191 105H187L186 106V110H188V112L185 110V108H184V110H183V114L185 113L184 111H186L187 113H185L183 116H181L180 117V119L182 118V117H184V118H182L183 120H182V122H180L179 120V122L178 123H181V124H183L182 126L180 125V130L181 131H177L178 132V134L175 132V131H173L172 129L174 128V127H176V126H174L173 124H172V126L170 127V129L172 130V131H170V132H175V133H173V134H175L174 136L175 137H173V140H172V142L174 141V139H177L178 140V138H179V140H180V138H181V140H180V142H179V140H178V142L181 144V141L183 140L185 143H183L182 145H185L184 147L181 145V147H179L180 146V144L179 143H176V141L175 142H173V143H176L178 146H176V144H173V147L174 146H176L175 148H178V149H180V150H177V149H175V148H173L170 144H172V143H170V141H169V143H168V145H170V146H167V148L169 149V148H173V149H175V150H173V151H171V153L173 152V154H179V156H182V157H184L185 159H183L182 157V159H183V161H182V159H180V157H179V159H176V158H178V157H176L177 155H174L175 157H173V155H172V157H173V159L175 158L176 159V162L174 161V160H172V157H171V159H170V156H169V160H171V161H166L165 160V157L164 156H166V155H163L164 154V151L162 152L163 154H162V157H164V158H162V160H161V163H160V166L158 165V169L159 168H161V170L163 171V170H165V169H168L169 170V168L171 169L170 171L171 172H173L174 171V169H176L177 170V168H178V166H180V164H181V166H180V168H182V169H184V166L186 167L189 163V167L191 168V164L193 165L194 163H192V161L194 162L195 161V163L196 164H198L199 165V169L201 170V171H203V173L205 172L206 173V171H208V172H210V175H212V171L213 170H216L217 168H226V169H233V168H235V167H237V166H240L239 164H240V162H247V161H250V162H253V161H256V160H258V159H263V161H264V80L262 81L263 83H259V80L261 81V79L264 77V73H263V71H264V67H262V68H260V69H263V70H260L259 68H257V70L260 72H262L263 74L261 75L260 73V76H261V79H256V81H253L252 79H254V78H252V74H254L255 75V73L256 72H258V71H253V70H249L250 69V67L252 66V64H251V66L249 65V67L247 66L248 64H250V63H252V62H248V61H250V60H248L247 61V57H249V56H247V55H249L250 53V51H255L256 50V52H258V54H256V52H252L253 54H255L256 56H258L259 54V57L261 56L262 57V55H261V53L260 52H263L264 53V0H249V2L248 3H251ZM124 2H126V0H124ZM129 2H133V0L132 1H129ZM147 2V1H146ZM201 4H200V3ZM86 3V2H85ZM89 3V2H88ZM120 3H122V1L120 2ZM134 2L133 3H130V4H132V5H130V4H128V5H126V6H128L129 7V9L131 8V13H129L130 14V16L132 15V14H134V12L137 14V12L139 13L140 12V16H142V14L143 15H145L144 13H145V10H144V7L142 6V5H140V6H138V4L136 3L135 4ZM243 3H245V4H243ZM54 4H55V6H54ZM58 4V3H57ZM107 4H110V6L112 7V8H110L111 10H109L108 8H107V13L108 14H105L104 13V9L106 8L105 6H108ZM117 4V3H116ZM127 4V3H126ZM133 4H135L136 5V7L138 6V11H134L135 9H133L132 10V6H133ZM151 4H149V5H151ZM146 5V4H145ZM115 6V5H114ZM118 6V5H117ZM123 6V4L120 6V7H122ZM125 6V5H124ZM125 6V7H126ZM131 6V7H130ZM56 9H58V10H56ZM105 7V8H104ZM135 7V6H134ZM141 7H143V8H141ZM51 8H53V9H51ZM84 8V9H85ZM124 8V7H123ZM127 8V7H126ZM126 8H124L125 10H126ZM40 9V11H43V12H45L44 13V15L43 16H41V19L39 20V23H40V27H37L38 25L36 24V20H34V19H32L33 17H31L32 16V14H33V12H38V13H40L39 11H37V10H39ZM128 9V10H129ZM51 10H56V15L53 13V15L52 16H54L53 17V19L51 20L50 18H52V16H51V14H52V12H54V11H51ZM109 10V11H108ZM120 10V9H119ZM143 10V11H142ZM49 11H51L50 12V14H49ZM61 11V12H62ZM69 11H68V13L67 14H69V16L71 17V15L72 14H70L69 13ZM132 11H134V12H132ZM144 12V13H142V12ZM47 12H48V14H47ZM67 12V11H66ZM66 12H62V13H66ZM129 12V11H128ZM127 12V13H128ZM146 13V14H147ZM150 13V14H149ZM129 14H128V16H129ZM46 15H48L47 17H46ZM58 15H60L59 17L60 18H62L61 17V14H58ZM139 15L137 16V17H139ZM37 16H39V15H37ZM45 16V18H43ZM63 16V15H62ZM68 16V15H67ZM78 16V15H77ZM121 16V17H120ZM132 16H134V17H136L135 16V14L134 15H132ZM131 16V17H132ZM66 17V16H65ZM80 17V16H79ZM92 17V16H91ZM90 17V18H91ZM117 17H118V19H117ZM130 17V18H131ZM133 18V20L135 19V20H137V19H139L140 20V18ZM154 17V18H153ZM34 18H35V16H34ZM58 18V17H57ZM120 18L121 19H123L122 21L120 20ZM128 18V17H127ZM130 18H129V21H132V19L130 20ZM145 18V19H146ZM37 19H38V17H37ZM59 19V18H58ZM66 19H67V17H66ZM68 19H69V17H68ZM74 19H77V17H74ZM115 19H117V22L119 21L120 22V24H115ZM52 21V26H50L51 24H50V22ZM57 20V19H56ZM60 20V21H61ZM134 20V21H135ZM65 21H67V20H65ZM83 21V20H82ZM83 21V22H84ZM74 22V23H73ZM144 22V23H145ZM181 22H185L187 25V27L186 28H189V29H187L186 31H188V33H190V36H189V34H188V36H189V39L191 38V40H192V43H194V41L195 42H197L195 45H196V47L198 48V46H200V48H201V50L202 51H199V52H201L202 54H200L199 53V55L201 56V58L203 59L202 60V62H204L203 63V65H205L206 66V68H208L209 67V69H210V71H208L209 72V74H208V72L206 73V75H207V77L205 78V80H202V82H201V79H202V77L200 78V74L203 72V71H201V73L199 74L200 76H199V81H200V83H202V84H200L199 82V86L198 87H200V86H203V87H200V88H206L205 89V91H204V89L202 90V93H201V91L200 92H198V91H195L196 89H188V84L186 83V79L188 78V76L191 74V75H193V77H194V75H195V77L197 76V74L200 72V70L199 69H202L204 66H202L201 67V60H199V59H201L200 58V56L198 57V60H199V63L200 64H197L196 62H195V58H196V56L194 57V61H193V49H192V52H191V49L189 50L188 48H190V47H185L187 44L186 43H184L185 42V40L184 39H186L185 38V35L183 36L182 34L183 33H180L179 32V29H180V27H179V24L181 23ZM38 23V22H37ZM130 23V25H132V26H139L140 27V29L143 27L141 24L143 23V22H139L140 24H137V21H135V23H136V25L134 24V23H132V22H129ZM67 24V25H68ZM81 24V23H80ZM134 24V25H133ZM197 24H200L199 25V27L197 28L196 26H198ZM37 25V26H36ZM94 25L97 27V28H102L100 31H97V32H95V27H94ZM147 25H146V27H147ZM37 28H36V27ZM77 26V27H76ZM81 26V25H80ZM131 26V27H132ZM137 26V27H138ZM153 26V27H152ZM51 27H53V28H51ZM75 27L77 28V29H79V33L81 32L83 35L85 34V33H87V34H85L84 36H83V38H82V34H80V37H81V39L80 40H76L75 38H73V35H76V38L78 39V33L76 34H74V31L75 30H77V29H75ZM138 27V28H139ZM177 27H178V29H177ZM48 29V31H46V29ZM59 28H61V29H59ZM63 28V29H62ZM125 28H127L126 27V25H125ZM134 28H136V27H133V29H129L128 31H127V29H126V31L127 32H124L125 33V35L128 33V35H126L127 37H124V38H126L127 40L126 41H124V42H128V46H129V50L127 49V51H126V48H127V44L123 47L124 49V51L126 52H124V54H122L121 53V48L119 49L120 51H115V53H116V57H119L120 56V54H122V60H123V58H125L126 56H124V55H127L128 56V54L127 53H130L129 51L130 50H133V51H131V53L129 54V55H131V54H133V52H134V54H136L135 53V51L134 50H136L138 47L136 46L137 45V42H138V40L141 38V33H142V31H143V29L144 28H142L141 30L142 31H140V29H139V31L141 32L139 35H138V33H139V31L137 32L136 31V29H134ZM53 31H51V30ZM59 29V30H58ZM86 29V28H85ZM182 29V28H181ZM40 30V29H39ZM41 30H40V32H41ZM55 30V31H56ZM120 30V31H119ZM46 31V32H45ZM145 31L146 30H144V33H145ZM153 31V32H152ZM50 32H52V33H50ZM76 32V31H75ZM78 32V31H77ZM212 34H211V33ZM39 33V32H38ZM38 33H37V35L35 36V38H38ZM44 33H46L45 35H48L47 37L44 35ZM48 33H50V34H48ZM123 33V34H124ZM150 33V32H149ZM148 33V34H149ZM150 33V34H151ZM186 34H187V32H185ZM184 33V34H185ZM52 34V35H51ZM96 34V35H95ZM100 34V33H99ZM101 34H102V31H101ZM101 34H100V36H101ZM102 34V36H104ZM121 34V33H120ZM148 35V36H151L150 38H152L153 36H152V34L151 35ZM41 35V34H40ZM49 35H51V37L49 36ZM60 35V36H59ZM99 36V35H98ZM117 36H119L118 37V40H117ZM140 36V37H139ZM147 36V37H148ZM187 36V37H188ZM43 37H46L47 38V43H46V39L45 38H43ZM75 37V36H74ZM93 37L95 38V40L93 39ZM97 37V36H96ZM142 37H144L143 35H142ZM42 38L43 39H45V40H42ZM65 38V37H64ZM72 38H73V40H72ZM101 38V37H100ZM39 39V38H38ZM93 39V41L91 42V40ZM103 39V41H104V39H105V37L104 38H102ZM144 39V38H143ZM72 41L71 43H69L70 41ZM74 40H75V42H74ZM100 40V39H99ZM114 40H116V42L114 41ZM146 40H147V38H146ZM156 40V41H157ZM213 40H217L218 41V44H217V46L215 47L216 48V50H217V52L215 53V55H214V50H213V48H212V44L213 45H215L216 43H212V42H215V41H213ZM254 40V41H253ZM102 41V40H101ZM114 41V42H113ZM141 41V40H140ZM140 41L138 42V44L140 43ZM143 41V40H142ZM151 41V40H150ZM150 41L149 42H147L146 41V43L147 44H149L150 45ZM155 41V42H156ZM212 41V42H211ZM216 41V42H217ZM54 43V44H57V43ZM66 42V41H65ZM99 42V41H98ZM111 42H113V44L114 45H112V43ZM143 42H145V40L143 41ZM152 42V41H151ZM245 42V43H244ZM249 43V46H245L244 44H246V43ZM96 43V42H95ZM92 44V46L94 45H96V44ZM100 43V42H99ZM112 45V48H111V50L109 49L110 47H111V45ZM120 43V44H119ZM145 43V44H146ZM153 43V42H152ZM151 43V44H152ZM247 43V44H248ZM44 44H43V47H44ZM52 44V43H51ZM69 44V45H68ZM119 44V45H118ZM125 44V43H124ZM131 45V47H130V45ZM143 45V46H145L146 47V45ZM155 44H157V43H154V44H152V46L153 47H149V49H151V48H153V49H151V51L153 50V52L155 51V49L154 48H156V50H157V46H158V44H157V46L156 47H154V45ZM37 45H39V47L37 46ZM110 45V46H109ZM141 45V44H140ZM142 45L140 46V48H141V52L140 53H143L142 52V49H147L148 47H144V48H142ZM194 45V44H193ZM252 45V46H251ZM258 45H260V47L258 46ZM18 46H17V48H18ZM22 46V47H21ZM20 46V50L22 51V49L21 48H23L24 47V45H21ZM93 46V47H94ZM109 46V47H108ZM117 46H119L118 48H115V47H117ZM159 46V48H161ZM191 46V45H190ZM244 46L245 47H250L249 49H247V48H244ZM38 47V48H37ZM45 47H46V49H48L49 51H51L52 49V47L51 48H48V46H46L45 45ZM98 47H99V49H100V44L98 45ZM98 47H94L95 49L94 50H96V48H98ZM195 47V48H196ZM12 48H14V50L13 51H11V49ZM67 48V47H66ZM189 50V52L188 51H186L187 49ZM41 49V48H40ZM45 49V48H44ZM51 49V50H50ZM93 49V48H92ZM103 49L101 50L102 51V54H104L103 53ZM114 49H113V51H114ZM148 49V50H149ZM23 50L25 51V49L23 48ZM98 50V49H97ZM139 50V48L137 49V51L136 52H139L138 51ZM160 50V49H159ZM161 50H162V48H161ZM212 50H213V52H212ZM260 50V51H259ZM12 53H11V52ZM54 51V50H53ZM52 51V52H53ZM111 51V52H110ZM144 51V50H143ZM145 51H147V50H145ZM195 51V50H194ZM197 51V50H196ZM37 52V53H38ZM41 52V51H40ZM39 52V53H40ZM57 52V51H56ZM93 52H96V51H93ZM117 52H119L120 54H118ZM153 52H151V53H153ZM159 51H155L154 53H158ZM198 52V51H197ZM15 53V52H14ZM50 53V52H49ZM97 53H98V51H97ZM100 53L101 52H99V54L98 55H100ZM112 53V54H111ZM151 53H150V51L149 52H147V54H148V56H149V58H146L145 56H141L140 55V57H138L139 56V53L138 54H136L137 55V57L138 58H140L139 60L140 61H142V65H141V62L139 61V60H135V62H133V63H129V64H132V65H135V64H138V62H140V64H138L140 67L142 66H144L143 68H145L146 69V67H148V66H145L144 64L146 63V64H148V60L151 58V57H153L154 59L153 60H155V56H156V58H159V55H158V57H157V54H154L155 56H151ZM193 53V54H192ZM252 53L250 54L251 56H252ZM66 54V53H65ZM95 54V53H94ZM146 54V55H147ZM51 55V54H50ZM107 55V57L109 58V56ZM142 55H144V53L142 54ZM197 55H198V53H197ZM65 56V57H66ZM103 56V55H102ZM101 55H100V57H102ZM115 56H112L111 58H112V60L114 61L111 65H112V67L114 66L113 64L114 63H117V62H115V60H114V57ZM132 56V55H131ZM263 56H264V54H263ZM15 57H16V53H15ZM15 57H13L12 59H14ZM41 57V56H40ZM96 57H97V55H96ZM95 57V58H96ZM105 57H106V55H105ZM105 57H103L102 59H101V61H99V64L101 63V62H103L102 60H104V58ZM107 57H106V59H107ZM129 57V56H128ZM137 57L136 56H134V58L135 59H137ZM142 57H145L146 59H142ZM217 57H219V60L217 59ZM4 58V57H3ZM11 58V57H10ZM110 58V59H111ZM120 58V57H119ZM118 58V59H119ZM132 58V57H131ZM131 58H129V59H131ZM215 58L218 60V61H216L215 60ZM246 58V59H245ZM252 58V57H251ZM250 58V59H251ZM32 59V60H33ZM62 59V58H61ZM97 59V58H96ZM121 59V58H120ZM120 59L118 60L119 62H120ZM125 59H127V57L125 58ZM128 59V60H129ZM142 59V60H141ZM189 59H192L191 61L189 60ZM255 58H253V60H254ZM257 59V58H256ZM260 59V58H259ZM0 60H2V59H0ZM93 60V59H92ZM108 60V59H107ZM107 60H106V62H107ZM144 60H146L145 61V63L143 62ZM152 59L150 60L151 62L150 63H152V61H153ZM159 60V59H158ZM158 60H156L157 62H158ZM189 61V63H187L188 61ZM220 60H222L224 63V65H226L228 68H229V70L227 69H225L224 67H222V68H224L225 69V72H226V74H228L227 76L229 77L228 79H227V77L225 76V73H224V75H222L223 74V69H221L220 71L222 72V74H220V72L218 71V69L220 68V66L222 65V62H219ZM246 60V61H245ZM94 61H95V59H94ZM94 61L92 62V63H94ZM105 61V60H104ZM109 61H111V60H109ZM108 61V62H109ZM131 61V60H130ZM130 61H128V62H130ZM156 61H153V62H155V63H157ZM160 61V60H159ZM179 61H182L183 63H182V65H180V67H179V63H177V62H179ZM187 61V62H186ZM40 62V61H39ZM88 62L90 63L91 62V60H88ZM105 62V65L107 64ZM215 62H217V63H220L219 65L220 66H218L217 67V65H216V63ZM247 62H248V64H247ZM262 62V63H261ZM27 63V62H26ZM33 63H34V60H33ZM42 63V61L40 62V64ZM71 63H73V65L71 64ZM97 63V62H96ZM104 63V62H103ZM121 63H122V61H121ZM124 63H125V65L123 64H121V65H119V67L121 66V68H122V71H123V69H126V67H128V65L129 64H127V66H126V63H127V61L125 62L124 61ZM135 63V64H134ZM162 63H164V61H162ZM260 63H261V65L260 66H263L262 64H264V60H261L260 61ZM1 64V63H0ZM18 64V63H17ZM159 64H161V62L159 63ZM158 63L156 64V65H159ZM165 64V63H164ZM164 64H162L161 66H160V72H163V73H166L164 70V67L163 68H161L162 66H164ZM178 64V65H177ZM188 64V65H187ZM207 64V65H206ZM255 64H259V62L257 63H255ZM82 65V66H81ZM87 65L88 64H86L85 66L87 67ZM95 65V63L93 64V66ZM102 65V64H101ZM105 65H103L104 67V71H105V69H106V66ZM108 65V64H107ZM117 65H118V63H117ZM132 65H130L129 66V68H131L132 70H130L129 69V71H132V72H135V70L138 68V65H135L136 66V69L134 70V67L132 68ZM212 65H214V66H216L213 70H212V68L214 67H212ZM223 65V66H224ZM26 66V65H25ZM99 66V65H98ZM97 66V67H98ZM125 67V68H123V67ZM152 66V65H151ZM259 66V67H260ZM17 67V66H16ZM16 67H14V69L16 70L17 68ZM36 67H37V70H36V73H38V75H41L42 74V67L40 66V65H36ZM88 67H92L90 64H89V66ZM88 67H87V69L86 70H88ZM142 67H141V70H139V68L137 69V72H138V70L141 72V75L143 74V77H141V76H139L140 78H139V80H140V84L139 85H141V86H139L136 82H135V84H134V82L132 83L131 81H134V80H137L138 78H137V75H138V73L136 72L135 74V77H136V79H133L132 77H134V75H133V73H131V72H129V73H131L133 76H131V78H132V80H130L131 78H130V75L131 74H127L125 71L124 72H121V70H120V68H119V73L121 72V74L123 73V78H126V76H125V73H126V75H127V78L125 79V81L126 80H130V81H128V82H131L132 84H134V86L136 85V86H138L137 88L139 89L140 87V89H142V90H138V92H137V94H139L138 95V97L139 98H141L140 99V101H143L142 102V104H144L145 102L144 101H146L147 99H149L150 100V98L153 96V95H156L157 96V94H159L160 93V90H158L159 92H157V93H155V91L154 92H152V89L151 88H153L154 86H152V85H155L154 83H152V82H155V80H153V81H151L150 80V78L148 79L147 77L149 76V75H151L150 77H152V73L150 74L149 73V75L147 74L148 72L145 70V71H143V73H142ZM247 67L249 68L248 70H247ZM255 67V66H254ZM10 68V67H9ZM103 68H102V70H103ZM190 68V69H189ZM216 68H217V70H216ZM13 69V68H12ZM69 69V68H68ZM98 69V68H97ZM101 69V68H100ZM99 69V70H100ZM109 69L110 70H107V71H111V66H109ZM164 69V70H163ZM208 69V70H209ZM18 70V69H17ZM16 70V71H17ZM101 70V71H102ZM115 70L117 71V69L115 68V66H114V69H112V71H113V74H112V71H111V73L110 74H112V75H114L113 77H115L116 79H118V76H119V78L122 76L121 74L119 75L118 74V76H117V73L115 72ZM134 70V71H133ZM144 70V69H143ZM191 70H193V74H192V71ZM216 71V73L217 74H219V75H221V76H225L224 78H226V79H224L223 77H220V78H218V76H217V74H215L214 73V75H216V77H215V79H219V80H217L218 82H216L215 80H213L214 79V75H212L213 74V71ZM98 71V70H97ZM103 71V72H104ZM189 71V72H188ZM196 71H198V72H195ZM214 71V72H215ZM246 71H253L252 73L250 72L249 74H248V72H247V74H246V76L247 75H249V76H247V77H249V78H251V80H252V82L253 83H249L248 81H250V80H244V79H248L247 77H245V73H246ZM70 72V71H69ZM106 72V71H105ZM115 72V73H114ZM146 72V73H145ZM189 73V75L188 76H186L188 73ZM228 72V73H227ZM255 72V73H254ZM24 72H22V74H23ZM107 73H109V72H107ZM169 73V74H170ZM187 73V74H186ZM195 73V74H194ZM3 74H4V72H3V70L0 72V75H1V77L3 76ZM86 74H88V71H86ZM145 74H147L146 75V80H147V85L146 84H144V86H143V84H142V81H141V79L142 78H144V75ZM204 74H205V72H204ZM258 74V73H257ZM73 75V74H72ZM76 75V74H75ZM84 75V76H83ZM108 75V74H107ZM162 75V74H161ZM251 75V76H250ZM76 76V77H77ZM129 76V77H128ZM163 76V75H162ZM259 76V75H258ZM21 77H22V75H21ZM29 77V76H28ZM93 77V76H92ZM94 77H96V76H94ZM163 77V78H164ZM187 77V78H186ZM210 77H212L213 79H212V81H214V82H216V86L214 85V87L213 88H215V89H212V85H211V88L209 87V90H215L214 91V93L216 92L217 94H218V96L216 95V96H214V97H216L217 99L216 100H214V99H211V97L209 96V94H207V92H211V91H207L208 89H207V87H206V85H205V81L206 82H208V81H210L211 82V79H209ZM232 78V80L229 82V81H227V80H229V79H231ZM254 77V76H253ZM83 78H85V79H83ZM122 78V79H123ZM130 78V79H129ZM168 78V79H167ZM191 78V77H190ZM258 78V77H257ZM1 79V78H0ZM93 79H95V78H93ZM97 79V81H98V78H96ZM121 78H120V80H122ZM154 79V78H153ZM192 79V78H191ZM197 79V78H196ZM209 79V80H208ZM221 79V80H220ZM226 80V81H224V80ZM76 80H74L75 81V83H76ZM80 80H82V81H80ZM119 80V79H118ZM119 80V82H120V85L122 86L123 84H121V82L123 83V81H120ZM148 80H150L151 82H149V83H151L152 85V87L151 86H149V83H148ZM24 81V80H23ZM95 81V80H94ZM125 81H124V85H125ZM193 81V80H192ZM233 81V82H232ZM244 81H246L245 83H249V86L250 87H248V91L246 92L245 90V95L244 96H246V95H248L246 98V101H243V100H239L238 98H240L238 95H237V97L238 98H236L235 97V94H237V92H235L234 93V97H233V90L235 91V89H233V87H234V85L236 86V84H238V83H242V82H244ZM83 82V83H82ZM126 83V85L128 84V86L130 85L131 86V84L130 83ZM232 82V83H231ZM256 82H258V84L257 85H255L254 86V84H256ZM0 83H1V81H0ZM92 83V82H91ZM95 83V82H94ZM93 83V84H94ZM98 83V82H97ZM100 83V82H99ZM191 83V82H190ZM194 83V82H193ZM212 82L210 83V84H213ZM240 83V84H241ZM24 84V83H23ZM74 84V83H73ZM77 84V85H78ZM209 84V83H208ZM207 84V85H208ZM251 84H253V85H251ZM98 85V84H97ZM124 85L122 86L123 88H122V91H123V89H124V91L123 92H126L127 93V88L125 89L124 88ZM146 85V86H145ZM241 85H244V83L243 84H241ZM81 86V85H80ZM94 86H96V85H94ZM102 86V85H101ZM106 86V85H105ZM127 86V87H128ZM135 86V87H136ZM210 86V85H209ZM79 87V86H78ZM99 87H100V84H99ZM106 87H108V86H106ZM110 87V86H109ZM126 87V86H125ZM132 88H135V87H133V85L131 86ZM130 87V88H131ZM143 87V88H142ZM146 87V88H145ZM148 87H151V88H149L147 91L145 90V89H147ZM237 87V86H236ZM245 86H243V88H244ZM103 88V87H102ZM129 88V90L128 91H130V92H132V95L134 94L133 92H135L136 93V90H137V88H135L136 90H131ZM145 88V89H144ZM242 87H238V88H236V91L238 90V89H243ZM77 89V88H76ZM81 89V88H80ZM143 89L145 90V92H143ZM154 89L157 91V89L154 87ZM158 89H159V87H158ZM198 89V88H197ZM79 89H77L76 91H78ZM93 91H94V87H93V89H92ZM98 90V89H97ZM101 90V89H100ZM105 90V89H104ZM109 90V89H108ZM165 90H164V92H165ZM166 90V91H167ZM199 90H201V89H199ZM81 91V90H80ZM92 91V92H93ZM110 91L112 92V93H115V94H117L116 92H113V90L112 89H110ZM109 91V93H110V97H109V99H111L109 102L110 103H114V99H117V100H115V102H117L116 104H117V106L116 107H114L112 104H110V103H108V104H110V105H112L111 107H112V109H113V107H114V109L116 108V111H117V109H119L120 107L119 106H122V104L124 103V102H126V103H128V101L130 100V103H129V105L128 106H130L129 107V110H126L128 107H126L124 104V107L126 108V109H123V106H122V108L121 109H119L120 111H118L117 113H116V111L114 110V112L116 113V116L118 115V118H123V113L125 114V111H128V112H131V111H133V110H130V109H132L131 107H133L134 108V101H133V103H132V98L129 96V94H131L130 92H129V94L127 95L126 93H123V95L126 97V95L127 96H129L130 97V99L129 100H127V99H125V97H124V100H126V101H122L123 103H121L120 102V105L118 104L119 102H118V99L120 98V96L117 98V97H115L114 98V96H113V94L111 93ZM114 91H115V89H114ZM143 92V95L144 96H141V93ZM150 91V92H149ZM167 91V92H168ZM239 91V90H238ZM95 92V91H94ZM147 92V93H146ZM161 92H163V88H161ZM163 92V93H164ZM206 92V93H205ZM240 92V91H239ZM241 92H243L242 90H241ZM28 94H29V91L27 92ZM81 93V92H80ZM79 93V94H80ZM103 93H104V91H103ZM163 93H160L161 95L163 94ZM184 93V94H183ZM201 93V94H200ZM30 94H32V93H30ZM78 94V95H79ZM95 94H97V93H94V95ZM101 94V93H100ZM166 95H167V93H165ZM205 94H207V100L205 99ZM239 94V93H238ZM98 95V94H97ZM103 95V94H102ZM113 97H112V96ZM178 95V96H179ZM240 95V94H239ZM242 93H241V97H242ZM101 96V95H100ZM100 96H98L97 98L99 99V97ZM104 96H106V94H104ZM102 97V99L104 98V103H106V99H108V98H106V97ZM117 96V95H116ZM163 96H165V95H162V98L164 99V98H166V96L165 97H163ZM182 96V97H183ZM107 97H108V95H107ZM128 97V98H129ZM133 97V96H132ZM136 97V96H135ZM137 97V99H139ZM161 97V96H160ZM160 97L158 96V100L157 101H159V102H157L156 100H154V97H153V100H154V103L155 102H157V103H160ZM20 98V97H19ZM44 98V97H43ZM112 98H114V99H112ZM211 99V100H209V99ZM94 99H95V97H94ZM101 98L99 99L100 101L102 100ZM121 99H122V97L120 98V101H121ZM136 99V100H137ZM152 99V98H151ZM167 100H168V98H166ZM166 99H164L165 101H166ZM173 99H174V97H173ZM184 99V98H183ZM44 100V99H43ZM46 100V99H45ZM96 100V99H95ZM94 100V101H95ZM99 100H97V101H95L94 102V105H97L98 104V102H99ZM123 100V99H122ZM29 101H30V99H29ZM31 101H32V99H31ZM35 102H36V100H34ZM47 101V100H46ZM46 101L44 102V101H41V103L42 102H44V103H46ZM50 101V100H49ZM48 101V102H49ZM86 101H88V100H86ZM112 101V102H111ZM140 101H138V102H140ZM174 101H176V100H174ZM19 102L21 103L22 102V98H20V100H19ZM33 102V101H32ZM38 102V101H37ZM36 102V103H37ZM68 102V101H67ZM102 102V101H101ZM138 102L136 101V103L138 104ZM161 102H162V100H161ZM170 102V101H169ZM168 101L164 104V106H163V104H161L162 105V107H164V109L163 108H160V111L161 112H166V111H162V110H165V105H166V109L168 108L167 106L168 105H170V104H172V103H170V104H167V103H169ZM19 103V104H20ZM31 103V102H30ZM53 103V102H52ZM89 103H90V100H89ZM89 103H87V105L89 104ZM100 103V102H99ZM103 103V102H102ZM153 103V104H154ZM157 103L156 104H154V106L156 105V107L155 108H157ZM163 103H164V101H163ZM91 104H92V107L91 106H88L87 107V109H89V107H91V108H95L94 107V105H93V101L91 102ZM101 104V103H100ZM115 104V103H114ZM131 104H132V106H131ZM137 104H135V105H137ZM41 105H43V104H41ZM86 105V106H87ZM99 105V104H98ZM104 105V104H103ZM102 104H101V106L100 107H96V109L97 108H101V110H100V114H99V116H97V115H93V118H94V116H95V119H97V117H98V119L97 120H95V123L97 124V121L99 120V127H100V131H102V133H106V132H104V130L106 131L107 129L108 130H112V132L115 130V132L114 133H116L117 131H116V129L118 130V135H119V133L121 132L122 133V131L124 132V130L125 129H128V128H125V126L127 127V125H125V122L124 121H122V122H120L121 120H115L117 117L115 116V115H113V116H115L114 118L113 117H111V115L113 114L112 112V110H110L109 112L110 113H112L111 115H110V119H112V122L113 121H115L114 123H115V126H113V124L114 123H112V124H110V121H108V114H107V112L105 113L104 112V109L106 110V108L104 107L105 105H106V107L107 108H109L108 106H107V104H105L104 106H103ZM152 105V104H151ZM159 105V104H158ZM82 106H83V104H82ZM140 106V108H142L143 106L145 107H143L142 109L143 110H145L146 109V106L145 105H139ZM160 106V105H159ZM199 106H201V107H203L205 110H206V114H208L209 116H210V118H211V122L210 121H208V119H205V117L202 115H200V113H199V111H197V108L199 107ZM49 107V106H48ZM47 107V108H48ZM137 107H138V105H137ZM137 107L135 108V110H139V112H136V111H133V112H135L136 114H137V116L136 115H134V114H132V115H134V116H136V118L138 119V121L139 120H143L142 118L143 117H145L144 118V122H147V120H146V118L148 117H146V116H144V114H141V111H142V109L140 110V108L139 109H137ZM170 107H172L173 108V105H170L169 106V108ZM46 108V109H47ZM84 108H85V106H84ZM104 108V109H103ZM168 108V109H169ZM33 109H35V108H33ZM49 109V108H48ZM162 109V110H161ZM176 109V107L174 108V110ZM203 109V110H204ZM37 105H36V109H35V111L34 112H37V111H39V110H37ZM94 110V109H93ZM99 110V109H98ZM108 110V109H107ZM124 112H123V111ZM159 110V109H158ZM157 110V114L159 113V114H161L159 111ZM31 111H33V110H31ZM97 111V110H96ZM146 111V110H145ZM154 111H156V110H154ZM169 113H170V111H171V113L169 114L168 112V117H170V118H173L172 119V121H173V123H175L176 121H177V119H174L175 117L177 118L178 116H175L174 115V113H176V112H174L173 113V111H172V109L170 108L169 110ZM120 112H122V115H120ZM127 112V113H128ZM202 112V111H201ZM96 112H95V114H97ZM119 113V114H118ZM143 113V112H142ZM164 113H162V114H164ZM173 113V115H174V117H172V116H170L171 114ZM203 113V112H202ZM36 114V113H35ZM108 116H107V115ZM146 114H148V113H146ZM156 114V112H155V119H158L157 117H160V116H158ZM37 115H38V117H39V113L37 112ZM42 116H40V117H43V116H49L48 114H41ZM164 115H166V114H164ZM163 115V116H164ZM120 116V117H119ZM122 116V117H121ZM124 116H127V114H125ZM132 117V119L131 120H134V118L135 117ZM140 116H141V118H140ZM143 116V117H142ZM157 116V117H156ZM162 116V119H165L166 117H167V115H166V117H163ZM193 116H194V118H193ZM209 116L207 117V118H209ZM92 118V119H93ZM37 119V118H36ZM114 119V120H113ZM148 119V118H147ZM150 119V118H149ZM148 119V120H149ZM153 119V118H152ZM94 120V119H93ZM130 120V122L129 123H131V124H133V121H131ZM146 120V121H145ZM20 121V120H19ZM47 121V120H46ZM108 123H107V122ZM116 121H118L119 123L118 124H121V125H123L124 124V126H121L120 128H121V130L119 131V125H117L116 123ZM127 121H129V120H127ZM157 121V120H156ZM166 121V119L164 120V122ZM167 121H169L168 120V118H167ZM172 121L170 120L169 121V123H172ZM92 122V121H91ZM139 122H142V121H139ZM157 122H159V121H157ZM42 123V122H41ZM94 123V124H95ZM106 123L108 124L107 126H105L106 125ZM143 123V122H142ZM147 123H149V121L147 122ZM146 123V124H147ZM154 123L156 124V122L154 121ZM177 123V122H176ZM97 124V125H98ZM110 124V125H109ZM130 124V125H131ZM144 124V126H146L147 127V125H145V123H143ZM150 124V123H149ZM44 125V124H43ZM51 125V124H50ZM81 125V127H79L80 128V130L79 129H77V125H75V126H77V127H75L76 128V130H74L76 133H77V130H79V131H85V129H87L86 127H85V129H82V124H80ZM116 125H117V128L116 129H114L115 127H116ZM129 125V124H128ZM139 125H141V128H140V126H139V131H138V133L140 134V135H142V136H140V137H144L145 135H146V133H147V138H143V139H141L142 140V143H143V141L145 140V142H144V144H149L151 141H153L154 142V138H155V141L157 142L158 140H160V138L162 139V138H164V140H166L165 139V137H163L162 136V134H160V133H158V134H160V137H159V135H155V133H157V131L155 130V132L153 133L152 131V133L150 132V129L152 128V126L151 125H148L149 127H148V129H149V131H148V129L147 130H145V128L143 129L142 127H144L141 123L139 124ZM157 125H160V122L159 123H157ZM164 125V127L167 125H165V124H163ZM178 125V124H177ZM86 126V125H85ZM112 127V128H110L109 129V127ZM133 126H134V124H133ZM160 126H162V124L160 125ZM170 126V125H169ZM92 127H94V129L96 128L97 129V127L98 126H93L92 125V123H91V128ZM123 127L125 128L124 130H122L123 129ZM132 127V126H131ZM157 127V126H156ZM166 127H168V125L166 126ZM173 127V128H172ZM56 128V127H55ZM84 128V127H83ZM107 128V129H106ZM158 128V127H157ZM160 128V127H159ZM158 128V129H159ZM161 128H163V126L161 127ZM160 128V129H161ZM47 129V128H46ZM45 129V130H46ZM89 130L88 131H90V127L88 128ZM93 129V128H92ZM91 129V130H92ZM96 129H95V131H96ZM157 129V130H158ZM159 129V130H160ZM169 129V128H168ZM169 129V130H170ZM175 129V128H174ZM176 129H177V127H176ZM73 130V129H72ZM99 130V129H98ZM151 130H154V129H151ZM158 130V131H159ZM166 130V129H165ZM49 131V130H48ZM78 131V132H79ZM87 131V130H86ZM85 131V132H86ZM88 131L86 132V133H88ZM99 131V132H100ZM160 131H162V130H160ZM159 131V132H160ZM41 132H43V131H41ZM83 132H80V133H82V135H84L85 134V136L84 137H88L87 136V134L86 133H84L83 134ZM92 132H94L93 130H92ZM98 131H96L95 133H97ZM98 132V133H99ZM76 133H74V135L76 134ZM80 133H79V135H80ZM90 133V132H89ZM88 133V134H89ZM95 133H91V137H93V134H95ZM107 133H108V131H107ZM106 133V134H107ZM114 133H111L110 134V132L108 133V138H107V140L108 139H110L111 138V140H112V142L113 141H116L117 142V138L115 139V140H113L112 138H113V136L114 135H116L117 136V134H114ZM120 133V134H121ZM162 133V132H161ZM179 133H180V136H178L179 135ZM103 134V135H104ZM148 134H151V135H148ZM78 135V134H77ZM97 135H100V134H97ZM96 135V136H97ZM102 135V136H103ZM144 135V136H143ZM153 135H155V137L153 138V140H150V142H147V141H149L148 140V137L149 136H153ZM167 135V134H166ZM169 135V134H168ZM56 136V135H55ZM73 136V135H72ZM95 136V135H94ZM95 136V137H96ZM101 136V135H100ZM120 136V135H119ZM118 136V137H119ZM162 136V137H161ZM176 136H178V138L176 137ZM74 137V136H73ZM76 137V136H75ZM83 137V136H82ZM146 137V136H145ZM159 139H158V138ZM49 138V137H48ZM52 138V137H51ZM100 138V137H99ZM73 139V138H72ZM76 139V138H75ZM97 139H98V137H97ZM129 139V138H128ZM128 139H126L128 142L127 143H129L130 145H128L127 143H126V141H124L123 143L125 144V145H120V144H118V143H116V145L118 146H116L114 143L115 142H113L112 144L110 143V149H111V151L113 152V150L112 149H114V150H116V148H118L119 149V146L121 147L122 146V149L124 150L125 148L127 149L129 146H130V148H128V150H127V152H125L126 151V149H125V151H123L122 152V154H121V151L120 150H118L119 151V153H120V155L118 156V158L119 159H121V161L122 160H124V159H122V158H120V157H122V156H124V157H126V155H127V157L125 158V159H128V162L130 161V160H132L133 162L131 163L130 162V164H134V166H132V169L133 168H135V161H136V159H135V161H134V158H136V157H138V156H135V155H137V154H135L136 152H138L139 153V149H142L141 147H143L142 146V144H141V147H140V145L139 144H137V143H139V141H137V143H135V144H133V141H134V139H131V141H129ZM146 139H147V141H146ZM59 140V139H58ZM106 140V139H105ZM111 140L110 141H108V143H107V145L109 144V142H111ZM141 140H140V143H141ZM163 139H162V141H164ZM171 140V139H170ZM161 141V140H160ZM162 141H161V143L158 141L157 143H159V144H157L158 146L160 145V146H162ZM46 142H48L47 140H46ZM57 142V141H56ZM99 142V141H98ZM105 142H107V141H105ZM135 142H136V140H135ZM166 141H164L163 142V144L165 143ZM132 143V144H131ZM47 144V143H46ZM45 143H44V146L46 145ZM58 144V143H57ZM126 144H127V146H126ZM143 144V145H144ZM151 144H154V143H152L151 142ZM151 144H150V146L148 145H145L144 146V152L143 153H146V150L147 149H149V147H150V149H151ZM256 144H257V146H256ZM51 145H54V144H51ZM112 145H113V147L114 146H116V147H114V148H112ZM133 145V146H132ZM134 145H136L137 147L135 148L134 147ZM139 145V146H138ZM65 146V145H64ZM109 146V145H108ZM157 146V147H158ZM159 146V147H160ZM165 146V145H164ZM53 147V146H52ZM51 147V148H52ZM93 147V146H92ZM147 147V148H146ZM153 147V146H152ZM40 148V147H39ZM55 148V147H54ZM97 148V147H96ZM131 148H134L135 150L137 149L138 151H136L135 153H134V151L133 150H129V149H131ZM145 148H146V150H145ZM161 148V147H160ZM165 148V147H164ZM163 148V150H165V153L167 154V152H169V151H167L166 152V149H164ZM185 149V150H183V149ZM32 149V148H31ZM34 149V148H33ZM93 149V148H92ZM110 149H109V151H110ZM67 150V149H66ZM177 150V151H176ZM21 151H23V150H21ZM25 151V150H24ZM103 151H105V150H103ZM118 151H115V153L117 152L118 153ZM149 151V150H148ZM147 151V152H148ZM176 151V152H175ZM186 151V152H185ZM28 152V151H27ZM91 152V151H90ZM89 152V153H90ZM129 152H130V155L132 154V153H134L132 156H134V157H132V156H128V154H129ZM132 152V153H131ZM175 152V153H174ZM190 153L189 154V156H191L192 157V161H191V159H190V157L189 156H185L187 153ZM18 153V152H17ZM95 153V152H94ZM111 153V152H110ZM114 153V152H113ZM126 153H128V154H126ZM141 153V152H140ZM143 153H142V155H143ZM88 154V153H87ZM102 154H104V152L102 153ZM112 154V153H111ZM126 154V155H125ZM23 155V154H22ZM21 155V156H22ZM122 155V156H121ZM142 155H139V157L141 156L142 157ZM168 155V154H167ZM26 156V155H25ZM91 157V156H90ZM20 158V157H19ZM22 158V157H21ZM71 158V157H70ZM88 158V157H87ZM133 158V159H132ZM186 158H189V159H186ZM118 159V162L120 161ZM142 159H144V158H142ZM164 159V160H163ZM110 160H112L111 158H110ZM179 162H178V161ZM182 161V163H180L181 161ZM185 160H188L189 162H187V161H185ZM260 160H258V161H260ZM13 161V160H12ZM24 161V160H23ZM88 161V160H87ZM91 161V160H90ZM120 161V162H121ZM127 160H124L123 162H122V164H121V167H120V162L118 163L119 165V167H120V169H122V173H120V175H121V177H122V175H123V173H125V172H133L132 171V169H130L131 168V166L129 165V163H127L126 162ZM140 161V160H139ZM144 161V160H143ZM172 161H173V163H172ZM22 162V161H21ZM127 164H126V163ZM171 162V163H170ZM178 162V163H177ZM186 162L188 163V164H186ZM103 163H105V162H103ZM107 163H108V161H107ZM125 163V164H124ZM176 164L177 163V167L176 166H174V167H171V166H173L172 164ZM180 163V164H179ZM184 163V164H183ZM255 164L257 163V162H254ZM254 163H251V165L252 164H254ZM259 163V162H258ZM27 164V163H26ZM111 164H112V162H111ZM124 164V165H123ZM179 164V165H178ZM183 164V165H182ZM186 164V165H185ZM69 165V164H68ZM126 165H128V166H130V167H128V166H126ZM230 165V166H229ZM111 166H113V164L111 165ZM124 166V167H123ZM126 166V167H125ZM138 166V165H137ZM183 166V167H182ZM187 166V167H188ZM226 166V167H225ZM229 166V167H228ZM256 166V165H255ZM105 167H107V166H105ZM123 167V168H122ZM164 167V168H163ZM168 167V168H167ZM187 167L185 168L187 171L190 169H187ZM126 168V169H125ZM127 168H129V170L127 169ZM101 169V168H100ZM185 169H184V171H185ZM103 170H104V167H103ZM124 170H125V172H124ZM127 170V171H126ZM131 170V171H130ZM154 170H156V169H154ZM175 170V171H176ZM191 170V169H190ZM17 171V170H16ZM97 170H95V172H96ZM107 171V170H106ZM136 171V170H135ZM140 171V170H139ZM144 171V170H143ZM157 171V170H156ZM87 172V171H86ZM90 172V171H89ZM147 172V171H146ZM165 172H166V170H165ZM168 172V171H167ZM178 171H176V172H174V173H176V175H178L179 174V172L177 173ZM9 173V172H8ZM7 173V174H8ZM109 173V172H108ZM137 173H138V171H137ZM170 173V172H169ZM174 173H170L171 175H175ZM10 174V173H9ZM101 174V173H100ZM110 174V173H109ZM129 174V173H128ZM131 174V176L133 177V175H134V173H133V175H132V173H130ZM145 174V173H144ZM15 175H17L16 173H15ZM89 175H90V173H89ZM125 176H123V178L124 179H126L127 177H128V175H127V173H125L124 174ZM139 175H143L142 173L141 174H139ZM138 175V178L140 177ZM5 175H3V177H4ZM8 176V175H7ZM18 176V175H17ZM25 176V175H24ZM97 176V175H96ZM110 175H108L107 176V178L109 177ZM116 176V175H115ZM127 176V177H126ZM143 176H145V175H143ZM142 176V177H143ZM14 177V176H13ZM20 177H22V176H20ZM98 177V176H97ZM105 177V176H104ZM121 177H119L120 179H121ZM132 177H130V178H132ZM142 177H140L138 180H142L143 178ZM179 177V178H178ZM182 176H180V174L178 175V176H176L175 178H178V179H180ZM7 178V177H6ZM12 178V177H11ZM114 179H115V177H113ZM112 178V179H113ZM117 178V177H116ZM122 178V180H124ZM129 178V177H128ZM142 178V179H141ZM172 178V177H171ZM170 178V180H173V179H171ZM10 179V178H9ZM19 180H20V178H18ZM113 179V180H114ZM134 178H132V180H133ZM145 179V178H144ZM142 180V182L143 181H145V180ZM92 180H94V178L92 179ZM118 180V181H117ZM126 180H128V182L127 183H130L129 184V187H127L128 185L127 184H125V187H127L126 188V190H127V192H128V190L132 187H130V185H133L134 183H135V186L133 187V190L132 189H130L129 191V193H131L132 191H135L136 189H138V188H136V189H134L135 187H136V182H137V180L135 181V179L132 181L133 182V184L131 183V180L130 179H126ZM126 180H124V182H122V187H123V184L124 183H126ZM130 181V182H129ZM176 181V180H175ZM22 182V181H21ZM109 182V181H108ZM113 182V181H112ZM114 182H115V180H114ZM113 182V183H114ZM116 182H118V183H121L120 181H119V179L117 178L116 179ZM170 182H173V181H170ZM183 183H184V181H182ZM182 182H181V184H182ZM105 183H106V187H105ZM104 184H102V186L104 185V187H102V189L100 190V191H102V192H104V188H105V191L106 190H108V189H106V188H108V186H107V184H109V183H107V182H105ZM112 183V184H113ZM118 183H116V185L118 186L119 184ZM141 183V181L140 182H138V184H140ZM115 184V183H114ZM137 184V185H138ZM175 184V183H174ZM115 185V186H116ZM121 185L120 186H118V187H120V188H122L121 187ZM143 185V186H142ZM144 185H145V182H143V184L141 183V185L140 186H142V188H144ZM178 185V184H177ZM186 185V184H185ZM111 186V185H110ZM179 186V185H178ZM138 187H139V185H138ZM12 188V187H11ZM111 188H112V186H111ZM111 188H109L110 190H111ZM117 188V187H116ZM116 188H113V189H115L116 190ZM129 188V189H128ZM179 188H180V186H179ZM113 189H112V191H113ZM140 189V188H139ZM138 189V190H139ZM124 190H125V188H124ZM126 190L123 192L122 191V189H118V192L119 191H122V197H121V199L119 198V196H120V194H121V192H119L118 193V195H117V197H116V199H118L117 200V202L119 203L120 201H121V203L123 202L124 204H125V200L123 199V198H125L126 199V197L127 198H129V196H127V195H124V193H126ZM132 190V191H131ZM143 190V189H142ZM146 190V189H145ZM137 191V190H136ZM135 191V193H137ZM171 191H172V189H171ZM138 192H140L141 193V190L140 191H138ZM134 193V192H133ZM139 193V195H141ZM143 193H145V191H143ZM138 194V193H137ZM178 194V193H177ZM124 195V196H123ZM144 196H147V195H144ZM143 196V197H144ZM173 196V195H172ZM130 197H131V194H130ZM148 197V196H147ZM212 198H214V195H212L211 196ZM210 197V198H211ZM145 198V197H144ZM183 198V197H182ZM130 199V198H129ZM133 200H134V198H132ZM224 199V198H223ZM127 200V199H126ZM136 200H137V196H136ZM136 200H134V201H136ZM144 200V199H143ZM184 200V199H183ZM125 201V202H124ZM134 201H132L131 199H130V203L128 202V200H127V202H128V204H129V206H127L128 204H127V202H126V204L127 205H123V206H127V208L128 207H130V208H128L127 210L124 208V210L125 211H128L127 213L128 214H126V215H129V212H132V211H130V210H132V208H131V206H132V204L134 205L135 204V202ZM141 201V200H140ZM145 201V200H144ZM148 201V200H147ZM173 201H174V199H173ZM191 201V200H190ZM224 201H225V199H224ZM116 202V203H117ZM186 202V201H185ZM192 202V201H191ZM226 202V201H225ZM234 202H235V199H234ZM234 202H233V204H234ZM62 203V202H61ZM84 203H86V202H84ZM88 203V202H87ZM117 203V204H118ZM121 203H119V206H120V208H122V204ZM139 201H137V208L138 207H140V209L142 210V209H145L146 208V206H147V204L145 205V207L144 208H142L141 206H138L139 204H141V202L139 203ZM178 203V202H177ZM196 203V202H195ZM227 203V202H226ZM60 204V203H59ZM83 204V203H82ZM121 204V205H120ZM135 204V205H136ZM156 204V203H155ZM160 204V203H159ZM169 204V203H168ZM189 204V203H188ZM191 204V203H190ZM194 204V203H193ZM62 205V204H61ZM88 205V204H87ZM113 205V204H112ZM149 205V204H148ZM174 205V204H173ZM45 206H47V205H45ZM114 206V205H113ZM166 206H167V204H166ZM181 206H183V205H181ZM61 207H63V206H61ZM118 207V206H117ZM117 207H116V209H117ZM132 207H135V206H132ZM149 207V206H148ZM192 207V206H191ZM114 208H115V206L113 207V210H114ZM119 208V207H118ZM119 208V209H120ZM158 208V207H157ZM119 209H117V211L119 210ZM123 209V208H122ZM139 208L138 209H133V213H135V212H137V210H139L140 212H141V210H140ZM147 209V208H146ZM145 209V210H146ZM152 209V208H151ZM41 210V209H40ZM47 210V209H46ZM60 210V209H59ZM111 210H112V208H111ZM110 210V211H111ZM121 210V209H120ZM120 210H119V215H121V212H120ZM123 210V211H124ZM135 210V211H134ZM55 210L53 209V215H54V213H56V215H57V212L55 211ZM82 211H83V209H82ZM122 211V216L123 215H125V214H123L124 212ZM152 211V210H151ZM161 211V210H160ZM165 211V210H164ZM171 211V210H170ZM39 212V211H38ZM140 212H139V214L138 213H135V214H133L134 216H132V214H130L133 218H131V216H130V219L128 218L129 216H127V220L128 221H130L131 222V219H132V222L133 221H136V218L135 217H137V218H140V216L144 219L145 218V216L146 215H148V214H146V215H144V213H145V211H143L142 210V212H144V213H142L141 212V215H140ZM148 212H150V211H148ZM166 212V211H165ZM215 212V211H214ZM59 213V212H58ZM159 213V212H158ZM157 213V214H158ZM161 213V212H160ZM50 214V213H49ZM59 214H62V213H59ZM110 214V213H109ZM118 214V213H117ZM139 215V217H138V215ZM156 214V213H155ZM155 214H153V215H155ZM55 215V217H57ZM66 215H67V213H66ZM83 214H81V216H82ZM112 215V214H111ZM152 215V216H153ZM192 215V214H191ZM215 215L217 216V214L215 213ZM41 216V215H40ZM109 216V215H108ZM122 216H120L121 218H123ZM151 216V215H150ZM149 216V217H150ZM67 217V216H66ZM126 217V216H125ZM147 217V216H146ZM192 217V216H191ZM218 217V216H217ZM41 218V217H40ZM63 218V217H62ZM73 219H74V217H72ZM148 218V217H147ZM151 218V217H150ZM67 219V218H66ZM73 219L72 220H70V222L72 221L73 222ZM135 219V220H134ZM149 219V218H148ZM180 219V218H179ZM256 220H258V218H255ZM138 220V219H137ZM145 220V219H144ZM74 221H76L77 222V220L75 219ZM86 221V220H85ZM125 221V220H124ZM66 222H68L67 220H66ZM126 222V221H125ZM141 222H143V221H141ZM146 222V221H145ZM204 222V221H203ZM59 223V222H58ZM122 223V222H121ZM124 223V222H123ZM123 223H122V225H123ZM129 223V222H128ZM261 223V222H260ZM77 224H78V222H77ZM77 224H75L74 226H76ZM113 224H114V222H113ZM125 224V223H124ZM45 225V224H44ZM53 225H54V223H53ZM58 224H56V226H57ZM84 225V224H83ZM120 225L121 224H119V227H120ZM155 225V224H154ZM4 226V225H3ZM35 226V225H34ZM52 226V225H51ZM50 226V227H51ZM73 226V225H72ZM115 226V225H114ZM114 226H112V227H114ZM69 227H71V226H68V227H66L67 229H65V231H64V234L65 233H67V230H68V228ZM76 227H78V226H76ZM76 227H75V229H74V231L73 232H75L76 233ZM83 227V226H82ZM81 227V228H82ZM86 227V226H85ZM144 227V226H143ZM157 227V226H156ZM155 227V228H156ZM3 228L4 227H2V230H3ZM18 228V227H17ZM52 228H53V226H52ZM54 228H56V227H54ZM53 228V229H54ZM73 228V227H72ZM121 228V227H120ZM8 229H9V227H8ZM21 229V228H20ZM51 229V228H50ZM57 229V228H56ZM64 229V228H63ZM154 229V228H153ZM210 229H212V228H210ZM39 230V229H38ZM4 231V230H3ZM56 230L54 229V232H55ZM78 231V230H77ZM84 231V230H83ZM0 232H1V230H0ZM68 232H71V233H73L72 231H69L68 230ZM81 232V231H80ZM79 232V233H80ZM236 233H234V234H236V237H235V239L233 240L234 242H235V244H237L238 245V247H239V244L238 243H242L243 241H245V239L246 240H248V238L247 237H253V236H259V235H261V234H264V229H263V227H262V225L260 224V225H257L256 227H252L248 222H247V224H245V226H242L241 228L239 227V228H237L236 229V231H235ZM244 232L245 233H247L248 234V236L247 237H245V234H244ZM2 233V232H1ZM10 233H12V232H10ZM43 233V232H42ZM56 233V232H55ZM54 233V237H55V235L56 236H59V235H57V233L55 234ZM8 234H9V232H8ZM200 234V233H199ZM24 235V234H23ZM214 235V234H213ZM47 234L44 232L43 234H41V235H39L38 234V236L36 237V239H34V241H32L31 242V244L30 245H27L26 247L27 248H25V249H23V250H16V251H11V250H9V249H7V250H1L0 251V264H9L8 262H7V255H10V254H13V255H15V256H19L20 258H22L23 259V263L22 264H65V263H61L56 257H54L55 255H54V253H47L48 251H46V253L45 252H43V248L44 247H46V245L48 244L47 243ZM53 235H51L50 233H49V240H52L53 242H54V240L53 239H50L51 237H52ZM74 236H76V235H74ZM78 236V235H77ZM76 236V237H77ZM215 236V235H214ZM262 236H264V235H262ZM53 237V238H54ZM203 237V236H202ZM56 238H58V237H56ZM68 238H69V236H68ZM74 239H75V237H73ZM211 238V237H210ZM255 238H257V237H255ZM255 238H253L251 241H249V243H250V250H251V254H252V244H253V241H254V239ZM77 239V238H76ZM79 239V238H78ZM200 239V238H199ZM70 240H72V238L70 239ZM51 241V242H52ZM199 241V240H198ZM202 241V240H201ZM214 241V240H213ZM49 242V241H48ZM72 242V241H71ZM77 242V241H76ZM75 243V242H74ZM54 244V243H53ZM72 244V243H71ZM26 245V244H25ZM49 246V245H48ZM76 246H77V244H76ZM19 247H23V246H19ZM25 247V246H24ZM50 247H51V245H50ZM153 248V247H152ZM46 249V248H45ZM52 249H53V245H52ZM51 249V250H52ZM159 249V248H158ZM239 249V248H238ZM50 250V249H49ZM50 250V251H51ZM75 250V249H74ZM53 251V250H52ZM51 251V252H52ZM239 251V250H238ZM237 251V254L240 256L241 255V253L240 252H238ZM54 255V256H50V255ZM69 254V253H68ZM57 256V255H56ZM65 258H67V257H65ZM60 259V258H59ZM66 261V260H65ZM68 261V260H67ZM70 261V260H69ZM68 261V262H69ZM222 262V261H221Z\"/></svg>",
    "mask_w": 264,
    "mask_h": 264
},
{
    "label": "crops",
    "instance_id": "crops-1",
    "mask_svg": "<svg viewBox=\"0 0 264 264\" xmlns=\"http://www.w3.org/2000/svg\"><path fill=\"white\" fill-rule=\"evenodd\" d=\"M237 202L245 200L244 196L237 197L234 193ZM264 223V221H262ZM156 245L150 264H181L180 249L170 240L155 241ZM159 248V249H158ZM243 264H264V236H259L254 239L252 244V258Z\"/></svg>",
    "mask_w": 264,
    "mask_h": 264
}]
</instances>
